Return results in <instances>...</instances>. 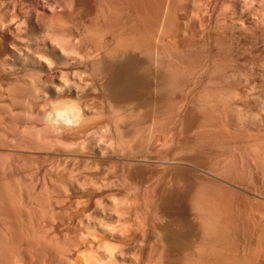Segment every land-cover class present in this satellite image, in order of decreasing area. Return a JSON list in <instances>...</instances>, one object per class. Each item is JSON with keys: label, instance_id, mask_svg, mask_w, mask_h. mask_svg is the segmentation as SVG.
Segmentation results:
<instances>
[{"label": "rangeland", "instance_id": "obj_1", "mask_svg": "<svg viewBox=\"0 0 264 264\" xmlns=\"http://www.w3.org/2000/svg\"><path fill=\"white\" fill-rule=\"evenodd\" d=\"M5 1V2H4ZM28 0H17V2L16 1H10V0H0V16L2 15V17L0 18L1 20H0V43H1V41H2V43H3V45L5 44V43H7V42H9V40H12V38H13V36H14V38H16V36L17 35H19V36H21L25 41H23V39H21L20 41H22L21 42V44L23 43V44H25V46H27V48H28V46H31L30 48H32V44H34V41L37 39H35L34 37H33V35L34 36H38L39 37V35L38 34H40L37 30H39L40 31V29H37L35 32L36 33H32L31 34V32H29V35H30V37H27V33H28V31H30V29L28 28L29 26H27V24H28V22L25 20V18L22 16V13L24 12H27V11H29V8H30V10H33V9H31L32 7L33 8H35V10L34 11H37L38 9H39V11H37L36 13H40L39 15H41V16H46V14H48V11L50 10V8H51V5L52 4H54V6L52 5V7H54V8H56L55 10H57V11H60V10H58L59 9V6H60V4H58L59 3V0H49L50 2H48V0H37L36 1V5L37 6H35V4H31V2L30 1H28ZM39 1V2H38ZM44 1V2H43ZM47 1V2H46ZM81 1H83V0H81ZM85 1V0H84ZM141 1V2H140ZM140 1H138V0H135V10H137V11H135L136 13H137V15L135 16V28H136V26H137V31L139 32V33H141L142 32V34L144 33V34H146L145 35V37L144 38H147V40H148V42H147V45H148V47H150L151 48V45H152V47H153V45H155V43H156V41L157 42H159L158 44L156 43V45L153 47V48H156V47H158L157 49H158V51L160 52V50L159 49H161L162 51V54H163V56H168L166 59H167V61H168V63L171 65V66H173L178 72H180L181 74H183V75H185V76H182L181 78L183 79L182 80V82H181V85H180V87H170V89L168 88V87H161V88H159V89H161V90H159L155 85H157L158 83H156V80L158 79V77H156L157 75H160L161 74V71H159L158 70V68H156V65L154 64V67L157 69H152V67H150L151 66V61L149 62V60L146 58V56L144 57V54H141V53H139L138 55H137V58H138V61H139V64H141V63H146L145 65L148 67V71H149V73H151V74H149V73H147V74H145L146 72H144V74L145 75H143V71H141L142 69H140V73H139V70H137V69H135V71H134V73H132V72H130L129 70H124L125 68H121V69H123V70H121V69H119V71L120 72H118L117 73V75L115 74L113 77H111V78H109V79H112L109 83V86H112L111 88L110 87H108L109 89H107V90H109L110 91V89H112V91H116V92H114V93H117L118 95H120L119 97H121V98H126V99H132V100H134L135 102H137V105H138V107L142 104L143 105V107H144V104H147V105H145V107L148 109L147 111L142 107V106H140V109L142 110V112L140 111V113L138 112V110H140V109H138L137 108V111L136 112H138V113H136L137 114V118H135L134 120H133V118H132V120L133 121H131V119H129L128 121L127 120H125V119H123V117H122V115H123V112L122 111H117L118 113H114L115 111H111V110H108L107 111V109H105V107L102 105V103H100V102H102L101 101V97H100V93H99V91H97V88H96V86L97 85H94V84H97V83H95V81L93 80L94 78H92L93 76H91V74H90V66H89V63L91 62L90 61V59H92L91 57L93 56V54L95 53V52H93L94 51V49H92V52L90 53V51H91V48H93L92 47V44L91 43H87V45H86V50L84 51L85 53H83V56L85 55V54H87V53H90V54H88L87 56L85 55L84 57L83 56H81L80 58L81 59H83V60H81V59H79V61H77L78 62V64H83V68L80 66V65H78V64H75L76 63V61L75 62H73L71 65L72 66H75V67H69L68 65L66 66V67H61V68H57L58 70H55L54 72H53V75L51 74L50 76H48L45 72H43V71H40V69H39V67L38 66H36L35 67V63H32L33 61H30V59L29 58H24V60L25 61H23V60H21L22 58L21 57H18V56H16L15 54H11V55H8V54H6V55H4L3 53H5V52H3L1 49H0V52L2 51V56L4 57H2L3 58V60L2 59H0V63H1V61L3 62V63H1V65H0V102H1V104L3 103H5V106L7 107L6 109L8 110V114L7 115H3V116H6L5 118L6 119H3V120H1L0 119V124H2V125H0V126H2V127H0V129L2 128L3 129V131L4 130H8V135L6 134L7 133V131H5V133H3V134H6L5 135V138H6V141H9L10 140V142H12L11 144H7L8 146H9V152H11V153H9L10 154V158H12V159H6L7 160V162H8V167L10 168V171L8 170V172H9V176H14V178H12L13 179V182H14V179H16V181L14 182L15 183V188H18V186H19V188L17 189V191H18V193L20 194V196H24L23 198H21L22 199V201L24 202V203H26V202H28V204H30L29 202H31L30 200L32 199V198H36L35 199V203L36 204H39V205H36L35 203L33 204V207H35L36 208V210H35V208H33L32 207V204H30V207L31 208H33L34 210H35V214H36V218H35V228L36 229H38V231H39V229H40V233H42L43 235H47V234H49V236L51 235V233L53 232L54 233V235H53V237L57 234L58 236H55V238L57 237V238H59V241H57V244L59 245L58 247L59 248H62V249H60V251L64 254V256H66L65 258L66 259H68L67 260V262L68 261H70V263H71V261H72V264H77L76 262H81L80 264H93L94 263V261L96 262V257L97 256H101V258H100V261L102 260V262H104L103 264H106V262L107 263H109L110 261H109V259H111L109 256H111V255H108L107 253H104V252H106L107 250H105L106 248H103V244H102V239L105 237L106 239L108 238V236L107 235H109L111 232V229L109 230V229H105V230H103L102 228H99V226H97V221L98 220H100V221H98V225L99 224H103L102 226L103 227H105L104 226V223H105V220H104V223H103V221L101 220V219H99L100 217H101V214L100 213H97V211L99 212V209L98 208H101L103 205H105V207H103L104 209L105 208H107L108 207V205L110 206L111 205V201H113L114 200V203L112 202V204L114 205L116 202V200H117V202H121V204H122V202H124V203H126L125 205H124V203L122 204V206H121V204H117L118 206H115L116 208L117 207H119V205H120V207H119V211L121 210V212H122V210L125 208V210H123V211H126V209H128V211H131V212H127L126 211V213H128L129 215H126L124 212H123V214L124 215H122V213L120 212V215L122 216V218H124L123 216H125V218L124 219H122L121 218V216L119 215V214H116V216L117 215H119V217L120 218H116V216H115V218H113L112 217V219H109V221H108V219H107V223L108 222H111L112 223V220L113 219H115V222H117L118 224V227H119V225L120 226H127L128 224H130V223H132V224H130L131 225V227H129L130 225H128L127 226V229L129 230V228L131 229V232H129V234L127 233V236H123V234H124V232L126 231V228H125V231L123 232V227H117V225L115 224L114 226H115V228L117 227V229H115L114 228V230H116V231H118L119 230V233L120 234H122V236L121 235H119V233H117V234H115L116 233V231H113L114 232V234H115V236H114V234H113V239H110V238H112V234H110L109 235V241L110 242H117V245H119L118 243H123L124 241V243L126 244V241L129 239H132L133 241H136L137 239H139V240H137V241H139V242H133V241H131L133 244L134 243H137V245H135L134 247L131 245V243H130V241L128 242L127 241V244H126V246L125 245H121V247H120V245H119V248H121L122 249V247L123 246H125L124 247V249H123V251H121L122 253L124 252V251H126V252H128L127 250H131L130 251V254H125L126 252H124V256H125V258H124V256L120 253V250L118 251V247L116 248V246H115V244H113V242H112V244L115 246V248L117 249V251L120 253L119 255H118V253H117V251H116V249L115 248H112V249H114L113 251H114V253H113V256H115V257H113V256H111L112 257V259L113 258H116L115 260H113V262L111 261L110 262V264L112 263V264H114V263H118V264H120L122 261V259H124V261L122 262L123 264H125V263H129V261H130V263L131 264H141V262H134L133 260V258H134V256H135V254H136V252H133V250H138V255H140L139 253H141L140 251L143 249V248H145V250L146 251H148V253L149 252H151L152 251V249L154 248V241H151L152 239H153V234H151V233H149V231L150 232H152V228H151V230H150V227H149V225L147 226V222H145V221H140L142 218H140V219H138L139 217H140V215H138L139 213L141 214V211L139 212V210H141V205L138 207L137 205H136V203L139 205L140 204V198L143 196V194H144V192L146 193V194H148V192H149V194L151 195L152 194V196H153V194H154V198H155V196H156V201L158 200L159 201V199L161 200V198H163L161 201H159V202H170L171 204H174V202H175V204L177 205H175L174 204V206L175 207H173V205H168V203L166 204V203H164V204H166L167 205V208H169L170 209V207H171V209H173V211H174V213H171L172 212V210L171 211H165V210H167V208H166V206L164 205V204H162L163 206H162V208H164L163 210L166 212V215H164L163 216V218L165 217H168V215H169V219H167L168 220V222H166L163 218V220L162 221H160L159 223H161L160 225L161 226H163V228H164V225L166 226V228H167V224H169V228L168 229H166V228H164V230L166 229V231L165 232H167V233H165V236H168V237H166V238H168L169 239V242L173 239V242H176V237H174L178 232H179V230H178V232L176 233L175 232V234H174V228H175V230L177 231V229L176 228H178L179 229V227L181 226V228L184 226L185 228H182L183 230L184 229H188V228H190V231L191 230H195L194 232L196 233L197 232V234H200L199 232H198V230H201V228H200V225H199V222H195V221H197L196 219L194 220H187V219H189V218H195L194 217V215L193 216H191L190 214L193 212L194 213V211L192 210V207H190V206H188V208L187 207H185V208H187L188 209V212H187V209H185L184 211H183V209H182V207H184L185 206V203H187L188 201H187V199H184L182 196H183V193L181 194V193H179V192H182V191H180V189H178L179 191L177 192V188H180V187H183V188H186L185 186L186 185H184V186H182L183 184H180V187H179V185H176V186H178L177 188H176V186H173V185H170L169 186V184H168V182L167 181H165L164 180V178H167L166 176L168 175V177H169V175L170 174H174L175 172H177V171H179L180 169H182L183 167H189L188 165H187V160L189 159V160H194L195 158L194 157H196V159H195V162H196V160H197V158L199 157L200 158V160L198 159L197 161L198 162H196V163H198V165L200 166V167H204V169H206V168H208V170H210L211 168V170L208 172L207 170V172L205 173V171H202L203 170V168L201 169L198 165V167L196 166V163H192V166L195 168H191V167H189V168H191V170H192V173H193V175H195V172H199V173H196V175H197V177L199 176H205L206 178H204L205 180L207 179L208 180V177H209V179L210 180H212V178L214 179V178H216V176L217 177H222V175H225L226 173H228V175L226 174V177L224 176V177H222V179H224V180H226V178L228 177V179H227V183L229 182V184H227L226 186L227 187H229L230 185H233V186H230L231 188L230 189H224V191H222L221 189H219V190H217V192H216V194H217V202L219 203V205L222 207V206H224V204L225 203H227L228 204V206H229V208H230V211H231V215H232V217H231V227H233V229L230 231V235H229V241L230 240H232V241H230V245L228 246V249L230 250L231 248H230V246L232 247V249H231V251H229L230 253L232 252V255H231V260H232V262H233V258H234V262H233V264L234 263H236L237 264V261L239 262V263H243V261H244V263L245 262H248V264H264V188H262V187H264V177H261V176H263L264 175V171H262L261 172V170L260 171H258L257 172V170H259V168H254L253 166H252V164H251V162H250V160H251V154H250V148H249V151H248V146L249 147H251V146H253V147H255V150H257V152H256V154L258 155H260L261 153V155L260 156H262V157H264V24H262V23H264V18H263V16H264V0L262 1V0H197V1H200V2H197L196 0H183V2H182V0H170L171 2L169 3V0H150V2H149V0L147 1V3H145L146 1L145 0H140ZM142 1H144V2H142ZM178 1V2H177ZM184 1H186V2H184ZM202 1V2H201ZM209 1V2H208ZM13 3V7L11 6V4ZM25 2V3H24ZM29 2H30V4H29ZM38 2V3H37ZM44 5V6H46L47 7V5H49L50 6V8H49V10H47V9H44L45 7L42 5H40L41 3ZM51 2H52V4H51ZM53 2H56V3H53ZM86 2V3H85ZM84 2V4H85V7H86V11L88 12H84L83 14L85 15V13H86V15H88V16H84L83 15V19H84V22H85V24H84V22H83V20H82V22H83V26H86V28L85 27H83V28H85V29H87V27H88V29H91V30H94L95 29V23H96V17H98L99 16V14L100 13H98V14H96V10L97 9H102L105 5H106V3H102V2H100V0L98 1V0H86ZM100 2V3H99ZM103 2H105V1H103ZM139 2V4L137 5V3ZM165 2H167V3H165ZM181 2V3H180ZM197 2V3H196ZM206 2V3H205ZM11 3V4H10ZM14 3H16V5H17V7L15 6V4ZM45 3H46V5H45ZM48 3V4H47ZM96 3H98V4H96ZM102 3V4H101ZM145 3V4H144ZM184 3V4H183ZM259 3V4H258ZM261 3V4H260ZM40 6H39V5ZM55 4H57V5H55ZM99 4H101L100 6H99ZM166 4H168V5H166ZM175 4V5H174ZM198 4V5H197ZM201 6H200V5ZM209 4V5H208ZM224 4V5H223ZM29 5V6H28ZM30 5H32V7L30 6ZM145 5V6H144ZM158 5V6H157ZM172 5V6H171ZM197 5V6H196ZM241 5V6H240ZM12 8H11V7ZM26 6H28V8L26 7ZM39 6V7H38ZM82 6L84 7V5L82 4ZM97 6L98 7H100V8H97ZM163 6V7H162ZM166 6V7H165ZM174 6V7H173ZM202 6H204V8L202 7ZM263 6V7H262ZM40 7H44V8H40ZM85 7L83 8L84 10H85ZM143 7V8H142ZM170 7H173V8H171L170 9ZM181 7V8H180ZM202 7V8H201ZM15 8H17V9H14ZM38 8V9H37ZM95 8V9H94ZM137 8V9H136ZM160 8V9H159ZM162 8V9H161ZM167 8H169L168 9V11L166 10ZM25 9H28V10H26L25 11ZM60 9H62V8H60ZM144 9V10H143ZM165 9V13H164V10ZM176 9V10H175ZM180 9V10H179ZM228 9V10H227ZM2 10V11H1ZM4 10H5V12H4ZM21 10V11H20ZM22 10H23V12H22ZM146 10V11H145ZM226 10V11H225ZM256 10H258L259 12L257 13V12H255ZM262 10V11H261ZM10 11V12H9ZM13 11V13H11ZM42 11V12H41ZM45 11L47 12V13H45ZM94 11V12H93ZM96 11V12H95ZM167 11V12H166ZM3 12V13H2ZM8 12V13H7ZM125 12V13H124ZM163 12V13H162ZM175 12H176V15H175ZM179 12V13H178ZM184 12V13H183ZM191 12V13H190ZM261 12V13H260ZM2 13V14H1ZM23 13V14H24ZM43 13V14H42ZM124 13V14H123ZM135 13V14H136ZM155 13V14H154ZM167 13V14H166ZM169 13V14H168ZM257 13V14H256ZM5 14V15H4ZM7 14V15H6ZM9 14V15H8ZM14 14H15V16H14ZM123 14V15H122ZM191 14V15H190ZM226 14V15H225ZM21 15V16H20ZM96 15V16H95ZM120 15V10H119V13H118V16H117V21H119L118 22V25H119V27H121L122 28V23L124 22V24H125V21H126V19H123V17H125V15L127 16V13H126V11H125V8L124 9H122L121 8V15ZM163 15L165 16L164 18H163ZM167 15V16H166ZM175 15V16H174ZM230 15V16H229ZM5 16H7V17H5ZM11 16V17H10ZM123 16V17H122ZM154 16H155V18H154ZM158 16V17H157ZM257 16V17H256ZM262 16V17H261ZM17 17V18H16ZM23 17V18H22ZM43 17V18H44ZM86 17H87V19H86ZM119 17V18H118ZM161 17V18H160ZM171 17V18H170ZM196 17V18H195ZM252 17V18H251ZM21 18V19H20ZM122 18V21H120V19ZM126 18V17H125ZM165 18L167 19V20H165ZM237 18V19H236ZM259 18V19H258ZM262 18V19H261ZM8 19V20H7ZM11 19H13V20H11ZM20 21H18V20ZM24 19V20H23ZM143 19V20H142ZM255 19V20H254ZM257 19V20H256ZM11 20V22H8V21H10ZM137 20V21H136ZM151 20V21H150ZM169 20H171V22L169 21ZM173 20V21H172ZM178 20V21H177ZM231 20V21H230ZM21 21H22V23H21ZM25 21V22H24ZM163 21H165L164 23H163ZM176 21V22H175ZM200 21V22H199ZM219 21V22H218ZM234 21V22H233ZM255 21V22H254ZM6 22V23H5ZM23 22H24V24L26 23V28L23 26ZM95 22V23H94ZM120 22H121V24H120ZM141 22V23H140ZM144 22V23H143ZM173 22H174V24H173ZM187 22V23H186ZM189 22V23H188ZM5 24V25H2V24ZM146 23V24H145ZM170 23L171 25H172V27H174V28H171V29H169L170 28V24H169V26H168V24ZM203 23V24H202ZM233 23V24H232ZM241 23V24H240ZM256 23V24H255ZM19 25V27L17 26L16 27V25ZM20 24H21V26H20ZM152 24V25H151ZM167 24V25H166ZM181 24V25H180ZM221 24V25H220ZM248 24V25H247ZM261 24H262V26H261ZM94 25V26H93ZM176 25H178L177 27H176ZM189 25V26H188ZM209 25V26H208ZM226 25V26H225ZM246 25V26H245ZM252 25V26H251ZM256 25V26H255ZM2 26V27H1ZM144 26H146L147 28H145ZM151 26V27H150ZM167 26H168V28H167ZM200 26V27H199ZM224 26V27H223ZM251 26V27H250ZM254 26V27H253ZM4 27V28H3ZM81 27V26H80ZM79 27V28H80ZM150 29H149V28ZM205 27V28H204ZM239 27V28H238ZM8 28V29H7ZM14 28H15V30H14ZM25 28V29H24ZM140 28V29H139ZM142 28H144V30H146V32L142 29ZM153 28V29H152ZM163 28H165L164 29V31H163ZM179 28V30H181L182 32H179V30H177V29ZM222 28V29H221ZM261 28H263V29H261ZM18 29V30H17ZM22 29V31H20ZM27 29V30H26ZM123 29V28H122ZM155 29V30H154ZM158 29H160V32L161 33H163V34H161V33H159V30ZM184 29V30H183ZM204 29V30H203ZM219 29V30H218ZM243 29V30H242ZM250 29H251V31H250ZM9 30H11V31H9ZM151 30V31H150ZM155 32H154V31ZM162 30V31H161ZM167 30V31H166ZM233 30V31H232ZM245 30V31H244ZM20 31V32H19ZM24 31H25V33H24ZM148 31H150V32H148ZM191 31V32H190ZM263 31V32H262ZM9 32V33H8ZM41 32V31H40ZM165 32H166V34L167 35H165ZM179 32V33H178ZM223 32V33H222ZM252 32V33H251ZM15 33V34H14ZM151 33V34H150ZM172 33H173V36H172ZM218 33V34H217ZM230 33V34H229ZM232 33V34H231ZM240 33V34H239ZM254 33V34H253ZM9 34V35H8ZM11 34V35H10ZM13 34V35H12ZM148 34H150V35H148ZM169 34V35H168ZM194 34V35H193ZM239 34V35H238ZM249 34H251L250 36H249ZM256 34H257V36H256ZM260 34H262V35H260ZM162 35V36H161ZM165 37H164V36ZM211 35V36H210ZM227 35H228V38H227ZM255 35V36H254ZM12 38H11V37ZM19 36H17V37H19ZM26 36V37H25ZM148 36V37H147ZM155 36V37H154ZM169 36V37H168ZM231 36V37H230ZM242 36V37H241ZM10 37V38H9ZM25 37V38H24ZM152 37V38H151ZM160 37V39L158 40V38ZM164 37V38H163ZM168 37V38H167ZM175 37H178L177 39L175 38ZM203 37H204V39H203ZM207 37V38H206ZM211 37V38H210ZM259 37V38H258ZM20 38V37H19ZM28 38H32V39H28ZM149 38V39H148ZM154 38V39H153ZM161 38H163V39H161ZM185 38V39H184ZM222 38V39H221ZM235 38V39H234ZM18 39V38H17ZM39 39V38H38ZM157 39V40H156ZM181 39V40H180ZM207 39V40H206ZM217 39V40H216ZM225 41H224V40ZM255 39V40H254ZM257 39V40H256ZM34 40V41H33ZM156 40V41H155ZM162 40V41H161ZM179 40V41H178ZM208 40H209V42H208ZM212 40H214L213 42H212ZM220 40V41H219ZM230 40V41H229ZM254 40V41H253ZM28 43H27V42ZM37 41V42H36ZM35 41V43L36 44H38L40 41L39 40H36ZM39 41V42H38ZM195 41V42H194ZM217 41V42H216ZM5 42V43H4ZM25 42V43H24ZM149 42H150V44H149ZM152 42V43H151ZM163 42V43H162ZM176 42V43H175ZM220 43V45H218L219 43ZM161 43V44H160ZM173 43H175V44H173ZM181 43V44H180ZM217 43V44H216ZM231 45H230V44ZM235 43V44H234ZM22 44V45H23ZM164 44V45H163ZM169 44V45H168ZM187 46H186V45ZM199 44V45H198ZM35 45V44H34ZM181 45V46H180ZM206 45V46H205ZM221 45H223L222 47H223V50L222 51H220L221 49H222V47H221ZM24 46V45H23ZM220 46V47H219ZM169 48V50H168V48ZM170 47H171V49H170ZM178 47V48H177ZM186 47V48H185ZM188 47V48H187ZM167 48V49H166ZM211 48V49H210ZM233 48V49H232ZM208 50V52H207V50ZM227 49V50H226ZM169 51V53H168V51ZM176 50V51H175ZM185 50H186V52H185ZM211 50V51H210ZM178 51V52H177ZM188 51V52H187ZM173 52V54H175V55H173V54H171ZM176 52V53H175ZM185 52V53H184ZM206 52V53H205ZM93 53V54H92ZM194 53V54H193ZM202 53H203V55H202ZM167 54V55H166ZM178 54V55H177ZM184 54V55H183ZM192 56H191V55ZM218 54V55H217ZM15 55V56H14ZM91 55V56H90ZM173 55V57H171ZM209 55V56H208ZM5 56H7V57H5ZM13 56V57H12ZM90 56V57H89ZM183 56V57H182ZM184 56H186V57H184ZM201 56V57H200ZM87 57H89V58H87ZM196 57V58H195ZM213 57V58H212ZM227 57V58H226ZM13 58V59H12ZM21 58V59H20ZM139 58H141V59H139ZM146 58V59H145ZM168 58H169V60H168ZM173 60H172V59ZM181 58H183V59H181ZM188 58V59H187ZM193 58V59H192ZM221 58V59H220ZM223 58V59H222ZM87 59V60H86ZM175 59V60H174ZM195 59V60H194ZM29 60V62H27ZM82 62H81V61ZM86 60V61H85ZM146 60H148V61H146ZM193 60V61H192ZM199 60V61H198ZM22 61V62H21ZM89 61V62H88ZM195 61H196V63H195ZM209 61V62H208ZM220 61V62H219ZM5 62V63H4ZM33 64H31V63ZM80 62V63H79ZM199 62V63H198ZM205 62V63H204ZM211 62V63H210ZM217 62H219V63H217ZM86 63V64H85ZM148 63V64H147ZM149 63H151V64H149ZM6 64V65H5ZM143 64V65H144ZM208 64V65H207ZM216 64V65H215ZM219 64V65H218ZM2 65H4V66H2ZM77 65V66H76ZM90 65H91V63H90ZM142 65V64H141ZM202 65V66H201ZM6 66V67H5ZM25 66V67H24ZM79 66V67H78ZM88 66V67H87ZM153 66V65H152ZM186 66H187V68H186ZM216 66V67H215ZM8 67H10V69L8 68ZM32 67V68H31ZM78 67V68H77ZM180 67V68H179ZM205 67H208V68H205ZM36 68V69H35ZM66 68V69H65ZM69 68V69H68ZM82 70H81V69ZM87 68V70H85ZM177 68H179V70L177 69ZM183 68V69H182ZM199 70H198V69ZM201 68L203 69V70H201ZM219 68V69H218ZM18 69H20V70H18ZM71 69V70H70ZM78 69L81 71H78ZM84 69V70H83ZM180 69H182L181 71H180ZM187 69V70H186ZM190 71H189V70ZM192 69V70H191ZM197 69V70H196ZM208 69V70H207ZM211 69H213L212 71H211ZM2 70V71H1ZM31 70V71H30ZM34 70H36V71H34ZM38 70V71H37ZM64 71V73L65 74H67L68 72V74H67V76L65 77V76H63V73L62 72H59V74H58V72H56V71ZM152 70H154L153 72H151ZM201 70V71H200ZM207 70V71H206ZM215 70H217V71H215ZM10 71V72H9ZM12 71V72H11ZM70 71H72V72H70ZM132 71V70H131ZM160 73H159V72ZM184 71V72H183ZM188 71V72H187ZM197 71V72H196ZM215 71V72H214ZM2 72V73H1ZM23 72H25V73H23ZM32 72V73H31ZM34 72V73H33ZM37 72V73H36ZM56 72V73H55ZM77 72L79 73H82V77H81V75L80 74H77ZM89 72V73H88ZM123 72V73H122ZM187 72V73H186ZM193 72V73H192ZM221 74H220V73ZM15 73V74H14ZM22 73V74H21ZM28 73H31V74H29L28 75ZM39 73H41V74H39ZM43 73V74H42ZM73 75H72V74ZM142 73V74H141ZM206 73H207V76H205L206 75ZM208 73L210 74V76L208 75ZM41 75V77L39 76V75ZM64 74V75H65ZM77 76H76V75ZM89 76H88V75ZM139 74V75H138ZM149 74V76L151 75L153 78L154 77H156V78H154V80L152 81V77L150 78V77H147V75ZM190 74H192V75H190ZM213 74V75H212ZM222 75V76H220V75ZM23 77H22V76ZM34 75V76H33ZM54 75H56V76H54ZM62 75V76H61ZM70 75V76H69ZM141 75V76H140ZM11 76V77H10ZM13 76V77H12ZM15 76V77H14ZM21 76V77H20ZM31 76H33V77H31ZM45 76V77H44ZM79 76V77H78ZM85 76V77H84ZM145 76V77H144ZM189 76V77H188ZM190 76H191V78H190ZM208 76H209V79H208ZM230 77V78H227V77ZM37 77V78H36ZM48 77H50V79L48 78ZM55 77V78H54ZM58 77L59 78H61V79H63V81L65 80V78L67 79V81H66V83L68 82V84H71V85H73V87H74V84H75V86L77 85V88H79V89H77L76 87L75 88H73L71 85H69L68 86V84H64V88H63V94H65V95H60L59 96V98H61L60 99V101L62 100L63 102H65L64 103V105L65 104H69V101L68 100H70V102L72 103H74V106L75 105H79V108L78 109H80L81 108V111L83 110V111H85V112H87L88 113V111L87 110H89V107H87V105L88 106H90V107H92L91 105L93 104V110H92V108H90V110H92V111H90L89 110V112L90 113H88L87 114V117L88 118H86V119H88V121H86L85 123L87 124H85L84 123V127H82L81 129H82V131H76V133H77V135H76V133L75 132H72V133H74L73 134V136H72V133L71 134H69V136L67 137V135H66V137L65 136H62L63 138H61L60 137V135H59V133L55 130H53L52 128H50L48 125H50V123L48 122V117L49 118H53V116L55 117V113L56 112H54L56 109H59V111L61 110L60 108L62 107V109L65 107L64 105H61V107L59 108V106H57L56 105V108H55V106H54V108H55V110H54V108H53V106L51 105V103L52 104H54L55 105V101H57V103L56 104H60V103H62V102H59V98L57 97V100L55 99V96H50V94L47 92V90H48V86L47 85H49L48 84V82H50L49 80H54V82L56 83V84H60V85H62L61 84V82H62V80H59L58 79ZM63 77V78H62ZM73 79H72V78ZM120 77V78H119ZM124 77V78H123ZM210 77H211V79H210ZM222 77V78H221ZM11 79V80H9V79ZM26 78V79H25ZM27 78H28V80L30 79L31 81V84L30 85H28L29 84V82H28V80H27ZM31 78H33V79H31ZM39 78V79H38ZM41 78V79H40ZM43 78H44V80H43ZM52 78V79H51ZM70 78V79H69ZM79 78H80V80H81V82L86 86V87H84V85L82 84V83H79L80 82V80H79ZM86 78V79H85ZM114 78V79H113ZM128 78H129V80H128ZM214 78V79H213ZM14 79V80H13ZM19 79V80H18ZM56 79V80H55ZM78 79V80H77ZM84 79V80H83ZM90 79H92V80H90ZM144 79V80H143ZM191 79V80H190ZM226 79V80H225ZM21 80V82H18V81H20ZM41 80V81H40ZM59 80V81H58ZM72 80V81H71ZM87 80V81H86ZM120 80V81H119ZM136 80V81H135ZM223 80V81H222ZM9 81V82H8ZM13 81V82H12ZM35 81V82H34ZM64 81V82H65ZM84 81V82H83ZM94 81V82H93ZM118 81V82H117ZM122 81V82H121ZM185 81H187V82H185ZM209 81H211V82H208ZM216 81V82H215ZM8 82V83H7ZM11 82V83H10ZM16 82V83H15ZM26 82V83H25ZM36 82H38V84H39V91L38 92H36L37 94H35V88H33L32 86L34 85L35 86V84H36V88H38V84L36 83ZM42 82V83H41ZM71 82V83H70ZM76 82V83H75ZM87 82H88V84L90 83V85H88L87 84ZM92 82V83H91ZM116 82V83H115ZM142 82V83H141ZM157 82H158V80H157ZM189 82H191V83H189ZM206 82V83H205ZM215 82V83H214ZM8 84V85H6V84ZM13 83V84H12ZM18 83V84H17ZM20 83V84H19ZM33 83H35V84H33ZM139 83V84H138ZM153 83V84H152ZM186 83H188V84H186ZM217 83V84H216ZM12 84V85H11ZM22 84H23V88L24 87H26L25 89H28V90H26V92H28V93H26L25 91L23 92V93H25L24 95L25 96H21L20 97V99L22 100V102H21V100L19 99L18 100V97H16V96H14L13 94H12V90L11 89H9L10 87H12V86H14V85H17V86H22ZM33 84V85H32ZM82 84V85H81ZM107 84V83H106ZM119 84H120V86H119ZM190 84V85H189ZM43 85L46 87H43ZM94 85V86H93ZM148 85V86H147ZM154 85V86H153ZM8 86V89L6 88ZM28 86H31V87H28ZM67 86V87H66ZM71 86V87H70ZM82 86V87H81ZM90 86V87H89ZM106 86V85H105ZM151 86V87H150ZM186 86V87H185ZM189 86V87H188ZM206 86H207V88H206ZM147 87V88H146ZM153 87V88H152ZM158 87H160L159 85H158ZM202 87V88H201ZM4 88V90H2ZM6 88V89H5ZM67 88L69 89V90H67ZM71 88V89H70ZM81 88V89H80ZM83 88V89H82ZM91 88V89H90ZM113 88L115 89V90H113ZM121 88V89H120ZM157 88V89H156ZM166 88H168L167 90H166ZM172 88H174V89H172ZM205 88V89H204ZM216 88H218L217 90H216ZM77 89V90H76ZM86 89V90H85ZM163 89L165 90V91H163ZM182 89H183V91H182ZM184 89H185V91H184ZM193 89V90H192ZM194 89H196V90H194ZM199 89V92L197 91ZM209 89V90H208ZM212 89H215L216 91H218V92H214V90H212ZM11 92H10V91ZM79 90V91H78ZM82 90V91H81ZM84 90V91H83ZM144 90V91H143ZM156 90V91H155ZM201 90H203V92L201 91ZM224 90V91H223ZM33 91V93L31 94V92ZM44 91H45V93H44ZM66 91V92H65ZM90 91V92H89ZM94 91V92H93ZM96 91V92H95ZM109 91H106L107 93L106 94H108V92ZM112 91H111V93L109 92V94H112ZM170 91V92H169ZM175 91V92H174ZM178 91V92H177ZM181 93H180V92ZM192 91H193V93L194 92H196L195 94H193L192 93ZM205 91V92H204ZM211 91V92H210ZM4 92V93H3ZM6 92V93H5ZM10 92V93H9ZM77 92H79V94L77 93ZM83 92V93H82ZM88 92V93H87ZM169 92V93H168ZM177 92V93H176ZM201 92V93H200ZM206 92H207V94H206ZM208 92H210L209 94H212V101H216L215 99L216 98H213L214 96V94L215 95H217V94H219L218 95V97L219 98H217V99H219V101L218 102H216V104H215V102L213 103L212 102V104L210 105V106H207V109H206V107L204 108V109H199L200 108V105L199 104H201V102H200V100L201 99H203V98H206L207 96H209V97H207V99L209 98V99H211V95H209L208 94ZM222 92V93H221ZM40 93V94H39ZM68 93V94H67ZM75 93H76V95H75ZM81 93V94H80ZM86 94V96H85V94ZM95 93V94H94ZM145 93V94H144ZM148 93V94H147ZM158 93V94H157ZM165 93V94H164ZM168 95H167V94ZM171 93L174 95V98H173V95H171ZM175 93V94H174ZM178 93L180 94V95H178ZM198 93V94H197ZM203 93V94H202ZM220 93H221V95H220ZM224 93V94H223ZM14 96V97H16V98H14V99H17L18 100V102L16 101V100H12L11 99V97H12V95ZM47 96H45V95ZM48 94V95H47ZM170 94V95H169ZM177 94V95H176ZM191 94V95H190ZM199 94H201V97H200V95ZM206 94V95H205ZM226 94V95H225ZM228 94V95H227ZM4 95V96H3ZM8 96V97H10V98H6V96ZM28 96V98H27V96ZM31 95V96H30ZM35 95L37 96V97H35ZM43 95V96H42ZM79 95V96H78ZM95 95V96H94ZM97 95V96H96ZM103 95V94H102ZM132 95V96H131ZM152 95V96H151ZM156 95V96H155ZM165 95V96H164ZM225 95V96H224ZM3 98H2V97ZM34 96V97H33ZM41 96V97H40ZM74 96V97H73ZM81 96V97H80ZM92 96V98H90ZM161 96V97H160ZM163 96V97H162ZM175 96H176V98H175ZM190 96V97H189ZM194 96H197V97H195V98H197V99H195L194 98ZM202 96H204V97H202ZM24 99H23V98ZM44 97V98H43ZM64 97H65V99H64ZM77 97V98H76ZM100 97V98H99ZM156 97V98H155ZM168 97V98H167ZM223 99H222V98ZM226 97V98H225ZM2 98V99H1ZM6 98V99H5ZM32 98H34V99H32ZM68 100H67V99ZM83 98H84V101H83ZM152 98V99H151ZM183 100H182V99ZM185 98V99H184ZM187 98V99H186ZM188 98H192V99H188ZM201 98V99H200ZM224 98H225V100H224ZM9 99V101L7 102V100ZM48 99V100H47ZM54 99V100H53ZM87 99V100H86ZM92 99L93 100H96L95 102H92ZM98 99V100H97ZM137 99V100H136ZM178 100L179 101V103H177L178 105H176V102H178V101H175V100ZM180 99V100H179ZM196 100V102H200L198 105L196 104V102H195V100ZM207 99H206V102H207ZM214 99V100H213ZM34 101V103H33V105H32V102ZM64 100H67L68 101V103H67V101H64ZM74 100H76L75 102H74ZM77 100H78V103H77ZM89 100V101H88ZM140 100V101H139ZM149 100H150V102H149ZM152 100V101H151ZM156 102H160L161 103V105H162V107L161 106H158V109H167L166 110V114L164 113V111L162 112V111H160V112H158L159 110L158 109H155V107L154 106H157L158 105V103H156ZM173 100V101H172ZM187 100L189 101V102H187ZM191 100V101H190ZM198 100V101H197ZM221 100V101H220ZM224 100V101H223ZM259 100V101H258ZM12 101V102H11ZM20 101V102H19ZM25 101H26V103H25ZM30 101V102H29ZM32 101V102H31ZM81 101V102H80ZM90 102V103H92V104H88V102ZM146 101V102H145ZM182 101V102H181ZM192 101H193V104H192ZM202 101V100H201ZM50 102V103H49ZM80 102V103H79ZM83 102V103H82ZM97 102V103H96ZM148 102L149 103H152V105H153V108H152V105H150V104H148ZM167 102H169V103H167ZM173 102H175V103H173ZM184 102V103H183ZM187 102V103H186ZM209 103L211 102V100H209L208 101ZM207 102V103H208ZM7 103V104H6ZM28 103V104H27ZM72 103V104H73ZM77 103V104H76ZM100 103V104H99ZM139 103V104H138ZM168 104V105H166V107H165V104ZM171 103V104H170ZM173 103V104H172ZM182 103V105H180ZM208 103V104H209ZM224 105H223V104ZM226 103V104H225ZM256 103V104H255ZM25 104H27V105H25ZM30 104V105H29ZM58 104V105H59ZM82 104H84L85 105V107H84V105H82ZM87 104V105H86ZM176 106H175V105ZM187 105V106H184V105ZM191 104V105H190ZM195 104H196V106H198V108L195 110V108L194 107H196L195 106ZM221 104H222V106H221ZM261 104V105H260ZM8 105H9V107H8ZM13 105V106H12ZM15 105V106H14ZM16 105H18V106H16ZM19 105L21 106V105H23V109L21 108V107H19ZM32 105V106H31ZM69 105H71V104H69ZM100 105H102L103 107H104V109H103V107L102 106H100ZM148 105H149V107H148ZM173 105V107L171 108V106ZM180 105V106H179ZM190 105V106H189ZM11 106V107H10ZM83 106V107H82ZM98 106V107H97ZM163 106H164V108H163ZM179 106V107H178ZM182 106H184L185 108H186V110H185V108L184 107H182ZM193 108H192V107ZM217 106V107H216ZM219 106V107H218ZM221 106V107H220ZM1 107H3V105L1 106ZM17 107V108H16ZM19 107V108H18ZM28 107H32L31 109L29 108L28 109ZM36 107V108H35ZM52 107V108H51ZM58 107V108H57ZM75 107H78V106H75ZM87 107V108H86ZM151 107V109L152 110H149V108ZM161 107V108H160ZM187 107H191L190 109L193 111V113H194V111H198L199 112V114L198 115H196V112H195V115L196 116H194V114L191 112V110L189 109V108H187ZM212 107H216V108H212ZM226 107V108H225ZM12 108V109H11ZM21 108V109H20ZM83 108V109H82ZM96 108V109H95ZM100 108V109H99ZM102 108V109H101ZM143 108V109H142ZM157 108V107H156ZM182 108H183V111H182ZM211 108H212V112H211ZM20 109V110H19ZM84 109H87V110H84ZM155 109V110H154ZM171 109V110H170ZM175 109V110H174ZM176 109H177V111H176ZM210 111H209V110ZM217 109V110H216ZM221 109V110H220ZM222 109H224V110H222ZM9 110H11V111H9ZM13 110V111H12ZM28 112H27V111ZM37 110V111H36ZM95 110H98L97 112L95 111ZM103 110H105V111H103ZM156 111L155 113L157 114V115H155V117H153L154 116V111ZM199 110H201V113H200V111ZM202 110H205L204 112H202ZM19 111V112H18ZM23 111V112H22ZM101 111H103V112H101ZM111 111V112H110ZM144 111H146V112H148L149 111V113L151 112V114H152V118H151V116L149 115V113H148V115H147V113L146 112H144ZM168 111H170V112H168ZM174 111V112H173ZM180 111H181V113H180ZM209 113V115H208V113ZM220 111H222V112H220ZM226 111V112H225ZM11 112V113H10ZM15 112V113H14ZM25 112V113H24ZM27 112V113H26ZM54 112V113H53ZM106 112V113H105ZM161 112H162V114H161ZM168 112V113H167ZM172 112V113H171ZM185 112H187L186 114H185V116H184V114L183 113H185ZM189 112V113H188ZM193 114H191V113ZM197 112V113H198ZM236 112V114H238V115H236V114H234ZM238 112H240V113H238ZM12 113H13V115H12ZM20 113V114H19ZM30 114V116L31 117H33L32 119L31 118H29V114ZM36 113V114H35ZM98 113V114H97ZM109 113V114H108ZM144 113V114H143ZM174 113L176 114L177 113V115H174ZM179 113H180V115H179ZM207 113V114H206ZM219 115V117L216 115ZM226 113V114H225ZM243 113H245V115L243 114ZM11 114V115H10ZM15 114H17V115H15ZM23 114H24V116H23ZM33 114V115H32ZM49 114V115H48ZM91 114V115H90ZM114 114H117V115H114ZM122 114V115H121ZM139 114V115H138ZM143 114V115H142ZM165 114V115H164ZM167 114H169V115H171V117H172V119H171V117L169 116V115H167ZM183 114V115H182ZM201 114H203V115H201ZM206 114V115H205ZM210 114H212V115H210ZM224 114V115H223ZM233 114H234V116H233ZM248 114V115H247ZM254 114V115H253ZM256 114V115H255ZM19 115V116H18ZM22 115V116H21ZM34 115H36V116H34ZM41 115V116H40ZM45 115V116H44ZM94 115V116H93ZM110 115H111V117H110ZM121 115V116H120ZM142 115V116H141ZM160 116V117H158V119H157V116ZM167 115V116H166ZM182 115V116H181ZM215 115V116H214ZM233 116V117H231V116ZM240 115V116H239ZM244 115V116H243ZM251 115H253V116H255V117H253V116H251ZM46 116H48L47 118H46ZM91 116H92V118H91ZM114 116H118V118L117 117H114ZM140 118H139V117ZM163 116H166V118L167 119H165ZM175 116V117H174ZM188 116H191L190 118L188 117ZM200 116V117H199ZM207 116V117H206ZM239 116V118L240 119H242V120H240L239 119V121L237 120V117ZM242 116V117H241ZM251 116V117H250ZM11 117V118H10ZM19 117V118H18ZM43 117H45L46 118V120H44L43 119ZM114 117V118H113ZM122 117V118H121ZM142 117H144V119L142 118ZM147 117V118H146ZM150 117V118H149ZM179 117H181V118H179ZM195 117H199L198 119L199 120H197L196 121V119L197 118H195ZM208 117H209V119H208ZM236 119H235V118ZM247 117V118H246ZM253 117V118H252ZM28 118V119H27ZM37 118H38V120H37ZM116 119V120H113V119ZM122 119V121H123V123H121V119ZM173 118H174V120H173ZM181 119V122H180V124L182 125H184V123L186 122V124L183 126L182 125V128H181V126H180V124L179 125H177V122H176V119ZM201 118V119H200ZM203 118V119H202ZM243 118H245L244 120L246 121H243ZM252 118V119H251ZM34 119H35V121H34ZM109 119V120H108ZM117 119H120V120H117ZM154 119V120H153ZM155 119H157V120H155ZM160 119V120H159ZM188 119V120H187ZM194 120L195 119V121H196V123H195V121H191V120ZM220 119V120H219ZM231 119V120H230ZM247 119V120H246ZM253 120V121H250V120ZM11 120V121H10ZM28 120V121H27ZM40 120H41V122H40ZM105 120H107V122H105ZM115 122L114 124H113V121ZM124 120H125V122H124ZM139 120V121H138ZM172 120L174 121V124H173V122H172ZM182 120H184V121H182ZM211 120H212V122H211ZM214 120V121H213ZM5 121V122H4ZM6 121H7V123H6ZM21 121V122H20ZM31 121V122H30ZM45 121V122H44ZM47 121V122H46ZM119 121V122H118ZM136 121V122H135ZM138 121V122H137ZM151 121H152V123L154 122V124L156 125V127H155V125L154 124H152L151 123ZM161 123H160V122ZM188 121H189V123H188ZM191 121V122H190ZM209 121V122H208ZM240 121H242V122H240ZM11 122V123H10ZM30 122V123H29ZM112 122V124H110ZM126 122H127V124H126ZM128 122H130L129 124H128ZM149 122V123H148ZM156 122V123H155ZM158 122H159V124H158ZM164 122H166V123H164ZM168 122V123H167ZM184 122V123H183ZM249 122V123H248ZM260 122V123H259ZM10 123V124H9ZM15 123L17 124V126H15ZM26 123H28V124H26ZM45 123H46V125H45ZM132 123H134V124H132ZM141 123V124H140ZM196 124V125H198L199 127H197L196 125H194V124ZM200 125H199V124ZM213 123V124H212ZM255 123V124H254ZM5 124L7 125V126H5ZM146 124V125H145ZM147 124H148V126H147ZM169 124H170V127H169ZM175 125V126H173V125ZM188 124V125H187ZM193 124V125H192ZM205 124H207V125H205ZM249 124V125H248ZM8 125H10L9 127H10V129H9V127H8ZM33 125V126H32ZM119 127V126H121V127H119V129L121 130V128H124V129H122L121 131L122 132H124L123 134H122V136L123 137H126V138H124V141H126V140H129V144L130 145H132V143L133 142H135V143H133L134 144V146L137 148H140L141 146H142V148H143V146H144V144H145V142H149L148 144H145V145H147V147H145L144 146V150H146V151H144L143 149H141V150H139V151H136L135 152V154L138 152V154L137 155H133V156H136V158H134V160H127V154L125 153V151H120V150H117V148H119V146L116 144V137L114 136L115 135V133H118L117 131L119 130V129H117L116 130V128L114 127ZM123 125V126H122ZM134 126L133 128L132 127H130V126ZM137 125V126H136ZM151 125H153L154 127H152ZM166 125V126H165ZM168 125V126H167ZM193 127H192V126ZM215 125V126H214ZM217 125V126H216ZM251 125V126H250ZM257 125V126H256ZM4 126L6 127L5 129H4ZM20 126H21V128H20ZM28 126V127H27ZM48 126V127H47ZM151 126V127H150ZM172 126V127H171ZM179 126V127H178ZM185 126H186V128H188L187 130H186V128H185ZM188 126H190V127H188ZM203 126L205 127V128H203ZM211 126H212V128H211ZM225 126V127H224ZM227 126V127H226ZM259 126V127H258ZM30 127V128H29ZM32 127H34V128H32ZM42 127H43V129L46 127L47 129H44L43 130V132H42ZM137 127V128H136ZM143 128V129H145V130H143V132L144 133H142V130L140 129V128ZM144 127H146V128H144ZM165 127V128H164ZM175 127V129H176V131L175 132H177V133H179V134H177V133H175L174 132V130H173V128ZM194 127H196V129L198 130H196ZM201 127V128H200ZM18 128H20V129H18ZM27 130H26V129ZM32 128V129H31ZM50 128V129H49ZM131 128V129H130ZM151 128V129H150ZM157 128V129H156ZM180 128H181V130L182 131H180ZM183 128H185L184 129V131H183ZM189 128L191 129L190 131H189ZM199 128V129H198ZM224 128V129H223ZM241 128V129H240ZM256 128H258V129H256ZM2 129H1V133H2ZM23 129V130H22ZM34 129H36L34 132H33V130ZM52 129V130H51ZM116 131H115V130ZM133 129H135V130H133ZM138 129H140V130H138ZM159 129V130H158ZM194 129V132H196L197 133V135L195 136L194 135V137L193 136H191L192 134H194V132H191L192 130ZM203 131H202V130ZM204 129H206V131H207V134H206V131L204 130ZM210 129V130H209ZM216 131H215V130ZM223 129V130H222ZM239 129V130H238ZM21 130V131H20ZM30 130V131H29ZM38 130V131H37ZM47 130H50V131H47ZM132 130H133V132H132ZM148 130V131H147ZM150 130H152V131H150ZM170 130H171V134H170ZM178 130V131H177ZM200 130V131H199ZM232 130V131H231ZM17 131V132H16ZM19 131V132H18ZM25 131V132H24ZM30 133V135H28L29 133ZM32 131V132H31ZM36 131H37V133L39 132V131H41L42 133H39V134H36ZM137 131V132H136ZM141 131V132H140ZM161 131V132H160ZM164 131V132H163ZM166 131V132H165ZM235 131V132H234ZM21 132H22V134H21ZM51 132V133H50ZM81 132V133H80ZM121 132V133H122ZM146 132H147V134H146ZM149 132H150V134H149ZM154 132V133H153ZM180 132H182L181 134H180ZM186 132H188V134L186 133ZM211 132V133H210ZM248 132V133H247ZM250 132H252V133H250ZM0 133V134H1ZM44 133V134H43ZM45 133L47 134V135H45ZM56 133V134H55ZM129 133H131V134H129ZM136 133V134H135ZM137 133H139V134H137ZM153 133V134H152ZM156 133V134H155ZM159 133H160V135H159ZM167 133V134H166ZM174 133H175V136H174ZM210 133V134H209ZM219 133V134H218ZM18 134V135H17ZM24 134V135H23ZM53 134V135H52ZM84 134V135H83ZM133 134H134V136H133ZM190 134V135H189ZM223 134V135H222ZM251 134V135H250ZM254 134V135H253ZM23 135V137L25 138L27 135L29 136V138H28V136L26 137L27 138V140L28 139H30V136L31 135H33V136H38L39 137V139L38 140H40V142H42L43 140H42V138H46V136H47V138L45 139L44 138V140H47L48 139V141L50 142V143H54L55 141H57L58 139H59V137L61 138V139H68L69 138V140H67L66 141V144L65 143H63L64 142V140L62 141V142H57V143H59V146H58V144L56 145L55 143L53 144V146H51L52 144H50L49 142H46L45 141V143H44V141H43V143H41V146H37V147H33V148H35V149H31V148H27V147H23V148H20V147H18V146H16V145H14L15 144V140L16 139H18V136L19 137H21V136ZM57 135L59 136L58 138H57ZM79 135V136H78ZM88 135V136H87ZM104 135V136H103ZM129 135H131V136H129ZM137 135H138V138H136L137 137ZM142 135V136H141ZM147 135V136H146ZM152 135H153V137L154 138H152ZM155 135V136H154ZM178 135H181V137L180 136H178ZM198 135L199 136H201V138L200 137H198ZM215 135V136H214ZM227 135H229V136H227ZM246 135V136H245ZM248 135V136H247ZM13 136V137H12ZM14 136H16V138L14 137ZM41 136H42V138H41ZM71 136V137H70ZM100 136H103V139L101 140V138L102 137H100ZM108 136H110L109 138H107ZM113 136V137H112ZM117 136V135H116ZM139 136H140V138H139ZM152 138H150V137ZM156 136H157V138H156ZM186 136V137H185ZM210 136V137H209ZM245 136V137H244ZM251 136V137H250ZM7 137H9V138H7ZM23 137H21V138H23ZM50 137V138H49ZM55 139H54V138ZM74 139H73V138ZM81 137V138H80ZM85 137H87V138H85ZM127 137H129V138H127ZM143 137H144V139L146 140H144L143 139ZM148 137V138H147ZM167 137V138H166ZM169 137V138H168ZM177 137V138H176ZM214 137V138H213ZM218 137V138H217ZM225 137V138H224ZM228 137V138H227ZM250 137V138H249ZM11 138V139H10ZM26 138H25V140H26ZM31 138L33 139V137L31 136ZM90 138H92V139H90ZM95 138H97L98 139V142H97V139L95 140ZM107 138V139H106ZM110 138H111V140H110ZM113 138V139H112ZM114 138H115V140H114ZM132 138H133V141H131L132 140ZM135 138V139H134ZM163 138H164V140H163ZM172 138V139H171ZM193 138V140H191ZM198 138H199V140H200V142L202 143V145L204 146H202L201 148H203V149H201L200 147H199V145H200V142H198L199 140H198ZM203 138H204V141H203ZM229 138L231 139V140H229ZM245 138V139H244ZM246 138H248L247 140H246ZM9 139V140H8ZM50 139V140H49ZM51 139L54 141V142H51ZM71 139V140H70ZM87 139V140H86ZM105 139V140H104ZM149 139V140H148ZM166 139V140H165ZM174 139V140H173ZM194 139H196V142L194 141ZM222 139V140H221ZM251 141H250V140ZM252 139H253V141H252ZM254 139H256V140H254ZM13 140V141H12ZM85 140V141H84ZM89 140V141H88ZM91 140L93 141V142H91ZM101 140V141H100ZM155 140V141H154ZM156 140H157V142H156ZM171 140V141H170ZM179 140L181 141V140H183L184 142H186L187 144H190L191 145V143L190 142H192V143H196L197 144V148H195L194 147V150H193V147L192 146H190V145H187V144H185L184 142H180L181 143V145H182V147L181 148H179V146H178V148L179 149H181L182 151H180L178 148H175V147H177L176 146V144L175 143H178V144H180L179 143ZM206 140V141H205ZM208 140H209V142H208ZM234 140V141H233ZM60 141V140H59ZM72 141V142H71ZM88 141V142H87ZM106 141L108 142V144L106 143ZM110 141H113V142H115V143H113V144H115V146H117V147H115L112 143H110ZM137 141H139V142H137ZM159 141H160V143L162 144H160L159 143ZM187 141H190L189 143L187 142ZM243 141H244V143H243ZM9 142V143H10ZM14 142V143H13ZM91 142V143H90ZM118 142V141H117ZM140 142H144V143H140ZM154 142V143H153ZM169 142V143H168ZM172 142H173V144H172ZM207 142V143H206ZM210 142L212 143V145L213 146H211V144H210ZM215 142H217V143H215ZM221 142V143H220ZM223 142V143H222ZM242 142V143H241ZM247 142H249V143H247ZM252 142V143H251ZM256 142V143H255ZM8 143V142H7ZM64 144V146L63 145H61V144ZM69 143V145H67ZM82 143H83V145H82ZM87 143H88V145H87ZM101 143H105V146H106V144H107V146L108 145H113V147H110V150H112V151H110L109 150V147H106L107 148V150H105L106 148H104V145H102ZM137 143L139 144V146H137ZM167 145H166V144ZM198 143H199V145H198ZM225 143V144H224ZM239 145H238V144ZM44 144V146H42ZM91 144V145H90ZM99 144H101L100 145V147L98 146ZM136 144V145H135ZM159 144V145H158ZM170 144V145H169ZM206 144H207V146H206ZM209 144V145H208ZM220 146H219V145ZM222 144L224 145V147L222 146ZM226 144H229V146L228 145H226ZM243 144V145H242ZM246 144V145H245ZM247 144H249L248 146H247ZM48 145V146H47ZM51 147H50V146ZM56 145V146H55ZM68 147H67V146ZM80 145L82 146V147H80ZM141 145V146H140ZM151 145V146H150ZM155 145V146H154ZM165 145H166V147H165ZM172 145V146H171ZM184 145H186L185 147H184ZM217 145H218V147H217ZM232 145V146H231ZM238 145V146H237ZM254 145H256V146H254ZM11 146V147H10ZM55 146V147H54ZM57 146H58V148H57ZM99 148H98V147ZM133 146V145H132ZM159 146H161V147H159ZM164 146V147H163ZM175 146V147H174ZM194 146H196L195 144H194ZM212 148H211V147ZM216 146V147H215ZM241 146L242 147H244L245 148V150H246V148H247V150L245 151L244 150V148H242L241 149V151H240V148H241ZM246 146V147H245ZM14 147V148H13ZM39 147H41V148H39ZM44 147V148H43ZM48 147V148H47ZM53 147V148H52ZM64 147V148H63ZM66 147V148H65ZM86 147V148H85ZM89 147V148H88ZM149 147V148H148ZM162 147H163V149H164V152H163V149H162ZM167 147H169V148H167ZM174 147V148H173ZM184 147V148H183ZM199 147V148H198ZM206 147V148H205ZM238 147V148H237ZM262 149V150H260V148ZM13 148V149H12ZM39 148V149H38ZM60 148H62V149H60ZM91 148V149H90ZM100 150V148H102V152H97L98 151V149ZM104 148V149H103ZM112 148V149H111ZM114 148V149H113ZM115 148H116V150H115ZM137 148V149H138ZM146 148H148V149H146ZM150 148H151V150H150ZM153 148V149H152ZM185 148H188V149H185ZM204 148H205V151L206 152H204L203 150H204ZM209 148H211V149H209ZM228 150H227V149ZM27 149H31L30 151L29 150H27ZM52 149V150H51ZM94 149V150H93ZM95 149H96V151H95ZM166 149V150H165ZM169 149V150H168ZM176 151H175V150ZM178 149V150H177ZM190 149H191V151H190ZM199 149V150H198ZM229 149H230V151H229ZM233 149H234V151H233ZM16 150H18V151H16ZM23 150V151H22ZM110 152H109V151ZM144 152H143V151ZM150 150V152L148 153V151ZM161 150H162V155H164L163 153H166V155L169 157V154L170 155H173V154H171L173 151V153H174V155H175V153H176V155L175 156H179V158L178 159H180L179 161H180V163L179 162H177L178 161V159L174 156V160H175V162H174V160H172V157L173 156H171V157H167V159L165 158L164 159V157H165V155L164 156H162L161 155ZM185 150V151H184ZM189 150V151H188ZM192 150L193 151H197L198 153V155H195V152H193V154L194 155H192L191 153H192ZM200 150H202V151H200ZM218 150V151H217ZM36 151V152H35ZM93 151V152H92ZM104 151H106L107 153V155H105L104 154V157H102L103 156V153H105ZM122 152V153H120V152ZM140 151H142L141 153H140ZM156 151V152H155ZM157 151H159L158 153H157ZM170 151H172V152H170ZM178 151H179V153H178ZM210 151V152H209ZM220 151H222V152H220ZM226 151V152H225ZM232 151V152H231ZM261 151V152H260ZM27 152V153H26ZM33 152V153H32ZM109 152V153H108ZM112 152H114V153H112ZM115 152H116V154H115ZM146 152V153H145ZM153 152V153H152ZM170 152V153H169ZM181 152V153H180ZM183 152V153H182ZM185 152H188L187 154H184ZM199 152H201V154H203V156L204 157H202L201 156V154L199 153ZM218 152V153H217ZM229 152V153H228ZM242 154H241V153ZM246 152H248V153H246ZM18 155H17V154ZM93 153V154H92ZM96 153V154H95ZM98 153V154H97ZM99 153H102L101 155L102 156H100V154ZM117 153H119V154H117ZM140 153V154H139ZM168 153V154H167ZM191 154V157L189 158V156H190V154ZM212 153H214V154H212ZM220 153V154H219ZM231 153V154H230ZM20 154V155H19ZM95 154V155H94ZM113 154V155H112ZM125 154V155H124ZM143 154V155H142ZM144 154H145V156H144ZM147 154V155H146ZM149 154V155H148ZM156 154H157V156H156ZM178 154V155H177ZM187 155L186 157H183V161L181 160V156L182 155ZM221 154H223V155H221ZM227 154V155H226ZM233 154H234V156H233ZM245 154H247L248 156H246ZM250 154V155H249ZM11 155H12V157H11ZM22 155V156H21ZM25 155V156H24ZM92 155H93V157L94 156H96V158H98V159H96L95 157L94 158H92ZM115 155H117V156H115ZM122 155L123 156H125L126 157V159H123V158H121L122 157ZM202 157H200V156ZM221 155V156H220ZM238 155V156H237ZM242 156V158H241V156ZM258 155V156H259ZM97 156H99V157H97ZM114 156V157H113ZM160 156H162V158L160 157ZM223 156V157H222ZM230 156V158H227V157H229ZM246 156V157H245ZM250 156V157H249ZM15 157V158H14ZM17 157H18V159H17ZM21 157V158H20ZM24 157V158H23ZM100 157H101V159H100ZM138 157H140V158H138ZM159 157L161 158V160L159 159ZM181 157V158H180ZM192 157H193V159H192ZM206 157H207V159H206ZM212 157V159H210ZM213 157H214V159H213ZM240 157V158H239ZM108 158H110V159H108ZM118 158H120V159H118ZM144 158V159H143ZM157 158H158V160H159V162L158 161H156L157 160ZM176 158V159H175ZM223 158H224V161H223ZM128 159H130V158H128ZM132 159V158H131ZM165 160L166 162H168V161H170V162H168V163H166L165 161H163V160ZM171 159V160H170ZM235 159V160H234ZM242 159V160H241ZM8 160H10V161H8ZM13 160H15V161H13ZM19 160V161H18ZM22 162H21V161ZM123 160H125V161H123ZM136 160V161H135ZM149 162H148V161ZM186 160V161H185ZM207 160V161H206ZM211 160V161H210ZM215 160V161H214ZM220 160V161H219ZM230 160H231V162H230ZM243 160H244V162H243ZM247 160V161H246ZM114 161H116V162H114ZM122 161V162H121ZM127 161V162H126ZM129 161V162H128ZM143 161V162H142ZM155 161V162H154ZM172 161V162H171ZM217 161L219 162V163H217ZM233 161V162H232ZM249 161V162H248ZM11 162V163H10ZM13 162V163H12ZM19 162H21V163H19ZM107 162V163H106ZM108 162H110V163H108ZM113 162V163H112ZM121 162V163H120ZM123 162H124V165H125V162L126 163H128V166L130 165V169H129V167L127 166V165H125L126 167H124V166H121L122 164H123ZM141 162V163H140ZM152 162V163H151ZM184 162H186V164L184 163ZM190 162V161H189ZM193 162V161H192ZM230 162V163H229ZM248 162V163H247ZM10 163V164H9ZM19 163V164H18ZM23 163V165H21ZM130 163V164H129ZM132 163V164H131ZM154 163H155V165H154ZM159 165H158V164ZM170 163V164H169ZM173 163H175L174 164V166L176 165V166H182L181 168L180 167H176L175 166V170L173 169L174 168V166H173ZM191 163V162H190ZM190 163H188V164H190ZM225 163V164H224ZM15 164V165H14ZM18 164V168L16 167V165ZM116 164V165H115ZM117 164H118V166H117ZM120 164V165H119ZM157 164V165H156ZM166 164H168L169 166L168 167H166L165 168V166H167ZM171 164H172V169L171 170H173V171H171L169 168H171ZM184 164V165H183ZM210 164V165H209ZM227 164H228V167H229V170H227L228 169V167H227ZM237 164V165H236ZM141 165V166H140ZM161 165V166H160ZM203 165V166H202ZM223 165H225L224 167H223ZM231 165V166H230ZM250 165V166H249ZM12 166H14V167H12ZM145 166V167H144ZM162 166L165 168H162ZM208 166V167H207ZM214 166V167H213ZM217 166V167H216ZM233 166V167H232ZM241 166V167H240ZM120 167H124L125 168V171H127V169H128V172L129 171H131V172H136L135 174H137L138 173V176L140 175L139 173H141L142 174V176L140 175V177H138V179H139V181H141L142 179H146V180H142V182L141 183H139V185L140 186H131L132 187V189H130L131 187L122 179V174H124V172H121V170H124V168L122 169V168H120ZM141 167V168H140ZM143 167V168H142ZM222 167V168H221ZM230 167H231V170H230ZM252 168V170H251V168ZM120 168V169H119ZM127 168V169H126ZM146 168H148V169H146ZM160 168V169H159ZM176 168H177V170H176ZM180 168V169H179ZM197 168H199V169H197ZM215 168V169H214ZM221 168V169H220ZM225 168H227L226 170H225ZM237 168V169H236ZM246 168V169H245ZM254 168V169H253ZM13 169V170H12ZM64 169V172L62 171ZM139 169V170H138ZM221 171H220V170ZM242 169H243V173H242ZM256 169V170H255ZM66 170V171H65ZM68 170V171H67ZM132 170H134V171H132ZM161 170H162V173H161ZM165 170H167V171H165ZM168 170H170V173H169V171ZM194 170H196V171H194ZM198 170V171H197ZM218 171V175L217 174H215V173H217V171ZM251 172V171H253L252 173H250L249 171ZM254 170H255V172H254ZM17 171V172H16ZM58 171V172H57ZM165 171V172H164ZM222 171H227V172H225V174H223L222 173ZM231 171V173H229ZM235 171H237L238 172V174H237V172H235ZM245 171V172H244ZM55 172H57V174H55ZM69 172V173H68ZM145 173L146 174V176H145V174H143V173ZM163 172H164V174H163ZM167 172H168V174H167ZM201 172V173H200ZM211 172V173H210ZM248 172V173H247ZM15 173V174H14ZM60 173V174H59ZM62 173V174H61ZM63 173H64V175H63ZM67 173V174H66ZM118 173V174H117ZM122 173V174H121ZM149 173V174H148ZM160 173H161V175H160ZM202 173H204V174H202ZM212 173H214V174H212ZM235 173L237 174V175H235ZM245 173H247V174H245ZM260 173H262V175L260 174ZM50 174V175H49ZM59 174V175H58ZM148 174V175H147ZM200 174V175H199ZM202 174V175H201ZM222 174V175H221ZM230 174H231V176H230ZM240 174V175H239ZM242 174V175H241ZM248 174H250V176L248 177ZM251 174H252V176H251ZM56 175V176H55ZM60 175L62 176V178L60 177ZM68 176V178H72V179H66V177ZM120 175V176H119ZM150 175V176H149ZM151 175L153 176V177H151ZM154 175H155V177H154ZM159 175L162 177V175L164 176V175H166L165 177H162V180H161V177H159ZM195 175V176H196ZM244 175V176H243ZM247 175V176H246ZM256 175V176H255ZM259 175H260V177H259ZM16 176V177H15ZM57 176H58V178H57ZM90 176H91V178H92V180H94V181H96L97 183H93V185H95V184H100L99 186H97V185H95V187L97 186L99 189H98V191H97V189H95V188H91L92 187V185L90 186L89 184H91V182L89 181L91 178H90ZM145 176V177H144ZM159 178H158V177ZM233 176H234V179H233ZM240 176V177H239ZM87 178V177H89L90 179H84L83 180V178ZM114 177V178H113ZM116 177V178H115ZM121 177V178H120ZM142 177V178H141ZM144 177V178H143ZM148 177V178H147ZM152 179H151V178ZM201 177V178H202ZM239 177V178H238ZM243 177H245V178H243ZM248 177V178H247ZM250 177H252V179L253 180H249V179H251ZM254 177H258V178H254ZM50 178V179H49ZM119 178L121 179V181L123 180L124 181V183H126L125 185H124V183L123 182H117V181H119ZM156 179V180H153V179ZM17 179H19V181H20V183H19V185H18V181H17ZM49 179V180H48ZM54 179V180H53ZM57 179V180H56ZM63 181V182H65V183H63L62 184V182L60 181ZM65 179V180H64ZM79 180V181H77V180ZM83 180V183H84V185L87 183V182H90V183H88V184H86L85 186L87 187H83L84 185H83V183H81L82 182V180ZM96 179V180H95ZM111 179V181H109V183H108V180H110ZM114 179V180H113ZM116 179V180H115ZM159 179H160V181L161 182H159ZM221 179V178H220ZM74 180V181H73ZM81 180V181H80ZM88 180V181H87ZM91 180V181H92ZM148 180H149V182H148ZM152 180V181H151ZM232 180V181H231ZM241 180V181H240ZM245 180H247V181H245ZM87 181V182H86ZM93 181V182H94ZM113 181V182H112ZM143 181H147L146 183H147V185L148 184H150V185H146V183H143ZM155 181V182H154ZM236 181V182H235ZM17 182V183H16ZM52 182H53V184H52ZM54 182H55V184H54ZM57 182V183H56ZM71 182V183H70ZM75 182H77V183H80V184H82L83 186V188H84V190L83 189H81V188H76V186L78 185V184H76ZM86 182V183H85ZM98 182H100V183H98ZM102 182H105L104 184L102 183ZM112 184H111V183ZM116 182V183H115ZM155 184H154V183ZM156 182H158V183H161V184H159V186H161L162 185V187H164L165 185H166V188H164V190H163V192H165L166 193V191H168V193H163L161 190L163 189V188H159L158 189V183L156 184ZM165 182V183H164ZM239 182V183H238ZM46 185H45V184ZM51 183V184H50ZM73 183V184H72ZM102 183V184H101ZM119 183H121V184H123V185H121V184H119ZM144 184V186H143V188H142V191H141V189H140V191H139V188H137V187H140L141 188V186ZM241 183V184H240ZM249 183V184H248ZM261 183V184H260ZM24 184H26V185H28V184H32L30 187H27L26 185L22 188L21 186H23ZM48 184V185H47ZM66 184V185H65ZM76 184V185H75ZM247 184V185H246ZM18 185V186H17ZM42 185H44L43 187H42ZM50 185V186H49ZM56 185H57V187H56ZM59 185V186H58ZM62 185V186H61ZM63 185H64V187H63ZM101 185L103 186V187H101ZM111 185V186H110ZM118 185V186H117ZM129 186V187H127V186ZM151 185H153V186H151ZM157 185V186H156ZM168 185V186H167ZM236 185V186H235ZM238 185V186H237ZM249 185V186H248ZM14 186V185H13ZM29 186V185H28ZM46 186V187H45ZM53 186V188H51ZM54 186H55V188H54ZM61 186V187H60ZM66 186H68V187H66ZM78 186H81V185H78ZM114 186V187H113ZM124 186H126V187H124ZM146 186V187H145ZM50 187V188H49ZM96 187V188H97ZM101 187V188H100ZM106 187H108V188H105ZM136 187V188H135ZM148 187V188H147ZM154 187V188H153ZM157 187V188H156ZM170 187H175L176 189H175V191H174V189L172 188V190L171 191H174V192H171L169 189H171ZM250 187H252V188H250ZM260 187V188H259ZM26 188V190H24ZM31 188H32V190H33V188H34V190L31 192ZM38 190H37V189ZM39 188L41 189H45V190H40L39 191ZM59 188H61V190L59 189ZM63 188V189H62ZM72 191H70L69 189ZM90 188V189H89ZM103 188L106 190V191H104L103 190ZM109 188H111V190H109ZM127 188V191L125 190V189ZM129 188V189H128ZM167 188H169L168 190H166ZM183 188H181V190L183 189ZM249 188V189H248ZM258 188V189H257ZM28 189H30V190H28ZM47 189V190H46ZM51 189V190H50ZM64 189H66V190H64ZM74 189V190H73ZM79 189V190H78ZM87 189H88V191H87ZM93 191H92V190ZM101 189H102V191H101ZM115 191H117V192H114V193H112V191L113 190ZM133 189L135 190V191H133ZM149 189H151V190H149ZM156 190V191H154V190ZM261 189V190H260ZM52 190H53V192H52ZM57 191V193H56V191ZM68 190V191H67ZM80 190H82L81 192H80ZM126 192H128L127 194H128V196H126V194H124V193H126ZM129 190V191H128ZM132 190V192H134L133 194H131V191ZM137 190V191H136ZM147 190V191H146ZM149 190V191H148ZM160 190V191H159ZM240 190V191H239ZM22 191H24L23 193H22ZM26 191V192H25ZM38 191V192H37ZM48 191V192H47ZM51 191V192H50ZM59 191V192H58ZM61 191H63V192H61ZM64 191H66V192H64ZM92 192V193H89V192ZM97 191V192H96ZM119 191V192H118ZM160 193H159V192ZM222 191V193H220V192ZM229 191V192H228ZM28 192V193H27ZM39 192H41V194L39 193ZM42 192H44V196H43V193ZM46 192V193H45ZM69 192V193H68ZM85 192V193H84ZM87 192V193H86ZM122 192H123V194H122ZM140 192V193H139ZM143 192V193H142ZM151 192V193H150ZM152 192H154V193H152ZM169 192H170V194H169ZM183 192H184V189H183ZM225 192V193H224ZM232 192V193H231ZM235 192V193H234ZM248 192H251V193H248ZM32 193H36L34 196L35 197H33V194ZM37 193H38V195H37ZM65 193H66V195H65ZM73 193V194H72ZM109 195H107V194ZM112 195H111V194ZM136 193H138V194H136ZM141 193H142V196H141ZM156 193H159L158 195L156 194ZM171 193L173 194L174 193V195H172L171 196ZM175 193L177 194H179V196L181 197V198H183L182 199V201H184V202H182V201H180L179 202V200L178 199H175V198H179V196L178 195H175ZM228 193V194H227ZM238 193V194H237ZM22 194V195H21ZM29 194V195H28ZM51 194V195H50ZM58 194V195H57ZM60 194V195H59ZM68 194V195H67ZM90 195V197L88 196V195ZM129 194L131 195V196H133L134 197V195L135 196H137V198H135L134 197V199H137V200H134L133 199V197H131V198H128V197H130L129 196ZM162 194H164V195H162V197H161V195ZM167 194H169L170 195V197H168L169 195H167ZM222 196H221V195ZM235 194V195H234ZM260 194V195H259ZM26 195V196H25ZM40 195H42V197L40 196ZM48 195V196H47ZM50 195V196H49ZM63 195V196H62ZM86 195V196H85ZM118 195H120V196H118ZM219 195V196H218ZM225 195H226V197H225ZM229 195V196H228ZM263 195V196H262ZM32 196V198H30ZM45 196H47V197H45ZM55 196H56V198H55ZM64 197V198H62V197ZM65 196H67L66 197V199H65ZM79 196V197H78ZM83 196V197H82ZM88 196V197H87ZM102 196H103V198H102ZM110 196H113V199L110 197ZM125 196V197H127L129 200L131 199V200H134V201H129V202H131L130 204H127L128 203V199H126V201H125V199H123V197ZM141 196V197H140ZM164 196H166L167 197V199H165L164 200ZM173 196H174V198H173ZM178 196V197H177ZM27 197H29V198H27ZM78 197V199H75V198H77ZM87 197V198H86ZM106 197V198H105ZM110 199H112V200H110ZM117 197V198H116ZM124 197V198H125ZM158 197V198H157ZM160 197V198H159ZM225 197V198H224ZM251 197V198H250ZM47 198H49V200L47 199ZM57 201H55L54 202V199ZM90 198V199H89ZM95 198H97V200H99L100 199V202L99 201H97ZM105 198V199H104ZM108 198V199H107ZM120 198V200H124V201H120V200H118ZM170 198V199H169ZM173 198V199H172ZM28 199H30V200H28ZM33 199V200H34ZM38 199V200H37ZM39 199H41V201L39 200ZM44 201H43V200ZM48 200V203L49 204H47L46 203V200ZM60 199V200H59ZM64 199V200H63ZM73 199V200H72ZM86 199V200H85ZM90 201H89V200ZM116 199V200H115ZM175 199V200H174ZM36 200L37 201H39V203H37L36 202ZM70 200V201H69ZM82 200V201H81ZM86 202H85V201ZM95 200V201H94ZM109 200V201H108ZM173 200H174V202H173ZM181 200V199H180ZM227 200H228V202H227ZM255 200V201H254ZM43 201V202H42ZM61 203H60V202ZM73 201V202H72ZM95 203H99L100 205L98 206V205H96V203L94 204V205H96V207L94 206V205H92L93 204V202ZM136 201V202H135ZM157 201V202H158ZM178 201V202H177ZM34 201H32L31 203H33ZM51 202V203H50ZM66 202H68L69 203V205L66 203ZM72 202V203H71ZM82 204H81V203ZM132 202H134L133 203V206H135V208H133V207H131L132 206ZM225 202V203H224ZM24 203H22V205H25ZM42 203H44L45 205H42ZM55 203V204H54ZM59 203V204H58ZM78 203V204H77ZM85 203V204H84ZM90 203V204H89ZM103 203H105V204H103ZM179 203H182L183 205H181V204H179ZM221 203V204H220ZM263 203V204H262ZM28 204L26 203V205H25V207H26V209H25V211H24V209L23 208H25V207H21V209H22V213L24 214V212H27V210H30V209H28L27 208V206H28ZM41 204V205H40ZM58 204V205H57ZM74 204H76L75 206H74ZM84 204V205H83ZM135 204V205H134ZM35 205V206H34ZM46 205H49V206H46ZM57 205V206H56ZM63 205V206H62ZM81 205V206H80ZM112 205V206H113ZM124 205V206H123ZM127 205V206H126ZM128 205H129V208H127L128 207ZM187 205H191L190 203H187ZM186 205V206H187ZM42 206V207H41ZM65 206H67L65 209H64V207ZM97 206H98V208H97ZM126 206V207H125ZM137 206V207H136ZM182 206V207H181ZM19 207V208H20ZM29 207V206H28ZM37 207H38V209H37ZM48 207V208H47ZM53 207V208H52ZM55 207V208H54ZM94 209H93V208ZM176 207L177 208H180L181 207V209H182V211H181V209L179 210H177L176 209ZM46 208H47V210H46ZM49 208H51V210L50 211H52L54 214H52V212H50L48 209ZM57 208H59V209H57ZM64 210H63V209ZM72 208V209H71ZM77 208V209H76ZM81 210H80V209ZM109 208V207H108ZM110 208H111V206H110ZM115 208V209H116ZM123 208V209H122ZM131 208H133V209H131ZM175 208V209H174ZM189 208H191V209H189ZM21 209H20V211H21ZM41 209H43V211L41 210ZM53 209V210H52ZM55 209H56V211H55ZM67 209V210H66ZM76 210L75 212H74V210ZM97 209V210H96ZM118 209V208H117ZM117 209H116V211H117ZM137 209H139L138 210V213H137ZM168 209V210H169ZM40 210H41V212H40ZM45 210H46V212L47 213H45V215H47L48 217H49V219L51 220V221H53V223L54 224H52V222H49L48 220V217L47 216H44L43 215V212H45ZM83 210V211H82ZM86 210V211H85ZM94 212H93V211ZM133 210V211H132ZM134 210H135V212H134ZM191 210V211H190ZM55 211V212H54ZM58 211V212H57ZM63 211V212H62ZM118 211V212H119ZM176 211V212H175ZM178 211H180V213L182 212V219H181V216H180V213H179V216H180V219L179 220H181L180 221V223L179 222H177V220H178V218H179V216H178V214H176V216L178 217V218H176L175 219V215H174V217H173V214H175V213H178ZM37 212L39 213V214H37ZM67 212V213H66ZM74 212V213H73ZM93 212V213H92ZM106 212V211H105ZM107 212H110V211H107ZM132 212H134V213H132ZM60 213H61V215H60ZM88 214L89 213V217H86L87 215L86 214ZM91 213V214H90ZM96 213V214H95ZM117 213V212H116ZM136 214V215H138V216H136V217H138V218H136V219H138L141 223L143 222V223H145V224H140V222L138 223L139 225H146V226H143V228L145 229V234H143V235H146V240H147V245H146V241H145V238L144 237H142V236H140V233H141V231L143 230V228L141 227V226H139V227H135V226H138V224H137V220H133L132 218H133V216L134 215H132V214ZM188 213V214H187ZM192 213V214H193ZM49 214V215H48ZM51 214V215H50ZM62 214H63V217H65L64 219L63 218H61L60 219V217H62ZM73 214H75V215H73ZM95 216V218L96 217H99V218H94V216ZM111 214H113V216L115 215L113 212H111ZM185 214V215H184ZM53 215H55V216H53ZM68 217H67V216ZM93 216V218H92V216ZM97 215V216H96ZM99 215V216H98ZM132 215V216H131ZM183 215H184V217L186 216V215H188V216H186V217H188V218H186V221L187 222H185V218L183 217ZM189 215H190V217H189ZM236 215V216H235ZM41 218H40V217ZM57 216V217H56ZM72 217V218H70V217ZM77 216V217H76ZM43 217L45 218V219H43ZM52 217H53V220H52ZM92 219H91V218ZM118 217V216H117ZM128 217H129V219H128ZM132 217V218H131ZM142 217V216H141ZM174 219V220H172V218ZM22 219L24 218L23 216L21 217ZM56 218V219H55ZM70 218V219H69ZM80 218H81V220H84V221H81L80 220ZM89 218V219H88ZM131 218V219H130ZM134 218V219H135ZM38 219L39 220H41V221H38ZM60 219V220H59ZM79 221H78V220ZM87 219V220H86ZM90 219H91V221H90ZM120 222H118L117 220ZM120 219H121V221H120ZM128 221L129 220V222L130 223H128V224H124V223H126V220ZM184 219V220H183ZM61 220H62V223H61ZM63 220H64V222H63ZM69 222H68V221ZM75 220V221H74ZM86 220V221H85ZM94 220H97L96 222L94 221ZM122 220L124 221L125 220V222H123V225H121V222H122ZM178 220V221H179ZM183 220V221H182ZM55 221V222H54ZM71 221V222H70ZM78 221V222H77ZM90 221V222H89ZM101 221H102V223H101ZM134 221V222H133ZM166 222V224H163L162 225V223L163 222ZM177 222V224L175 223V222ZM189 221H191L190 223H189ZM45 222V223H44ZM46 222H48V223H46ZM58 222H60V223H58ZM84 222V223H83ZM93 222V223H92ZM94 222H95V224H94ZM114 221H113V223H115ZM164 222V223H165ZM182 222H184V223H182ZM197 223L198 224V226L195 224V223ZM81 225H80V224ZM83 223V224H82ZM90 223V224H89ZM134 223L135 224H137V225H134ZM185 223H187V224H185ZM191 223H194L199 229H197L196 230V226H194L193 227V225L191 224ZM38 224V225H37ZM45 224V225H44ZM48 224H50V225H48ZM51 224H52V226H51ZM57 224V225H56ZM62 224V225H61ZM67 224V225H66ZM149 224V223H148ZM176 224V225H175ZM179 224H181V225H179ZM183 224V225H182ZM192 225V226H187L186 227V225ZM46 226V227H44V226ZM48 225V226H47ZM68 225H70V226H68ZM80 225V226H79ZM88 227H87V226ZM108 225H109V223H108ZM170 225H171V228L173 229H171L170 228ZM41 226H43V227H41ZM68 226V227H67ZM75 226V227H74ZM84 226H86V227H84ZM113 226V225H112ZM132 226H134V228H132ZM151 226V225H150ZM40 227V228H39ZM49 227H50V229L52 228V230L50 231L49 230ZM65 227V228H64ZM71 227V228H70ZM111 226L109 225V228H110ZM141 227V228H140ZM147 227V228H146ZM193 227V228H192ZM251 227V228H250ZM45 228H46V230H45ZM58 228V229H57ZM59 228H63V229H59ZM90 229L91 228V232L89 231V229L87 230V231H85L86 229ZM94 230H93V229ZM99 228V229H98ZM136 228H139V229H136ZM180 228V233L182 232V234H180V233H178L177 234V237H178V239L177 240H180L181 241V239H182V236L183 235H187V234H190V233H187V234H184L183 232H188L189 231V229L188 230H185V231H183L182 229ZM42 229L44 230V232L42 231ZM57 229V230H56ZM67 229V230H66ZM70 229V230H69ZM103 230V232H102V230ZM113 229V228H112ZM133 229H134V231H133ZM149 229V230H148ZM171 229V231H173V232H171V233H168L169 231L168 230H170ZM109 230V231H108ZM120 230H122V232H120ZM127 230V231H128ZM136 230V231H135ZM146 230L148 231L147 232V234H146ZM182 230V231H181ZM253 230V231H252ZM37 231V232H38ZM42 231V232H41ZM51 233H50V232ZM57 233H56V232ZM65 232V236H64V232ZM89 231V232H88ZM95 231V232H94ZM104 231H108L107 233H109V234H107L106 232H104ZM126 231V232H127ZM132 231L133 232H135L134 234H135V236H134V234H132ZM138 231V232H137ZM139 231H140V233H139ZM144 231V230H143ZM143 231H142V233H143ZM189 231V232H190ZM247 231H249V232H247ZM38 232V233H39ZM48 232V233H47ZM78 232V233H77ZM102 232V233H101ZM39 233V234H40ZM46 233V234H45ZM52 233V234H53ZM56 233V234H55ZM62 235H61V234ZM66 233H69V234H72V235H70V238L68 237L69 236V234L67 235ZM81 233V234H80ZM90 233V235H88ZM93 233H94V236H93ZM96 233H98V234H96ZM105 234V236H104V234ZM148 233L149 234H151L150 235V237H152L151 239H149L150 237H149V235H148ZM153 233V232H152ZM248 233V234H247ZM258 233V234H257ZM80 235V237H79V235ZM85 234V235H84ZM101 234V235H100ZM107 234V235H106ZM130 234H132L131 235V237H136V239H133V238H130ZM172 234V235H171ZM250 234V235H249ZM73 235H74V237H73ZM87 235V236H86ZM92 235V236H91ZM97 235H99V236H97ZM119 235V236H118ZM129 235V236H128ZM137 235H139V236H137ZM174 235V236H173ZM40 236H41V234H40ZM76 236H78V237H76ZM85 236H86V238H85ZM104 236V237H103ZM147 236H148V238H147ZM169 236H171V238L169 237ZM180 236V237H179ZM195 236H197L196 238H198V239H200V236H201V234H200V236L199 235H195ZM199 236V237H198ZM257 236H258V238H257ZM261 236V237H260ZM43 237H47V236H43ZM62 237V239H60ZM64 237H65V239H64ZM84 239H83V238ZM89 237V238H88ZM91 237V238H90ZM93 237H95V238H97L98 240L100 239V242L97 240V239H95V238H93ZM100 237V238H99ZM124 237V238H123ZM127 237V238H126ZM141 237V238H140ZM186 237V236H185ZM56 238V239H57ZM78 238H80L79 240H78ZM93 238V239H92ZM102 238V239H101ZM119 238L120 239H123L122 241L121 240H119ZM144 238V239H143ZM195 238V241L197 240ZM231 238V239H230ZM249 238H250V240H249ZM66 241L67 239H71L70 241L68 240V241H66V242H64V240ZM77 239V240H76ZM106 239L104 240V241H106ZM108 239H107V242H103V243H108L109 241H108ZM140 239H141V243H142V245H141V243H140ZM175 239V240H174ZM244 239V240H243ZM58 240V239H57ZM61 240V241H60ZM86 240V241H85ZM91 240V241H90ZM94 240H97V241H94ZM115 240V241H114ZM148 240H150L149 242L151 243H148ZM154 240V239H153ZM183 240H184V236H183ZM245 240H246V242H245ZM249 240V241H248ZM73 241V242H72ZM263 241V242H262ZM67 242H70V244L69 243H67ZM89 243V244H87V243ZM95 242V243H94ZM97 242V243H96ZM153 242V243H152ZM177 242H179V241H177ZM233 242V243H232ZM241 242V243H240ZM243 242V243H242ZM249 242H250V244H249ZM61 243H63V244H65V245H63V244H61ZM67 243V244H66ZM76 243H78V244H75ZM99 243V244H98ZM140 243V244H139ZM144 243H145V245H144ZM247 243V244H246ZM71 244H73V245H71ZM96 244H98V245H96ZM111 243H109V245H110ZM128 244H130V245H128ZM138 244L139 245H141V246H138ZM150 244V245H149ZM60 245H61V247H60ZM68 245V246H67ZM71 245V246H70ZM80 245V246H79ZM84 245V247H82ZM93 245V246H92ZM100 245H102V250H101V247H100ZM108 245V246H109ZM233 245V246H232ZM70 246V247H69ZM74 246V247H73ZM78 246V247H77ZM87 246V247H86ZM88 246H89V248H88ZM95 246V247H94ZM107 246V245H106ZM113 246V247H114ZM146 246H147V248H146ZM150 246H151V248H150ZM220 246H221V244H220ZM219 244H218V249H220L219 247ZM242 246V247H241ZM244 246V247H243ZM73 247V248H72ZM76 247V249H74ZM80 247V248H79ZM98 247H100V248H98ZM105 247V246H104ZM112 247V245L111 246H109L108 248H111ZM130 249H129V248ZM143 247V248H142ZM148 247L151 249H148ZM191 247H192V245H191ZM223 247V248H222ZM256 247V248H255ZM86 248V249H85ZM94 248V249H96V253L94 254V252H95V250H94V252H93V250L92 249ZM126 248V249H125ZM132 248H135V249H132ZM193 248V247H192ZM190 249L189 250V252L191 251L192 252V250L193 249ZM221 248L222 249H220V251L221 250H223L224 249V246H223V244H222V246H221ZM248 248V249H247ZM64 249H66L65 251H68V252H65V251H63ZM73 249V250H72ZM78 249V250H77ZM80 249H81V252H80ZM141 249V250H140ZM148 249V250H147ZM217 249V250H218ZM242 249V250H241ZM256 249V250H255ZM91 250V251H90ZM97 250H99V251H97ZM144 250V249H143ZM142 250V253L141 254H144V251ZM150 250V251H149ZM233 250H234V253H233ZM244 250V251H243ZM258 250V251H257ZM86 251V252H85ZM104 251V252H103ZM109 251V250H108ZM116 251V252H115ZM145 251V254H147V252ZM243 251V252H242ZM254 251V252H253ZM75 252L77 253V254H75ZM85 252V253H84ZM91 253V255L90 254H88V253ZM92 252H93V256H92ZM99 253V255H98V253ZM132 252V253H131ZM218 252H219V250H218ZM222 252V251H221ZM252 252V253H251ZM256 252V253H255ZM261 252V253H260ZM83 253V254H82ZM87 253V255H84V254H86ZM101 253H103L102 255H100ZM224 253V252H223ZM223 253H221V255H223ZM237 253V254H236ZM248 253V254H247ZM253 253H254V255H253ZM259 253V254H258ZM263 253V254H262ZM81 254V255H80ZM107 254V255H106ZM110 254V253H109ZM114 254H116L117 255V257H116V255H114ZM243 254V255H242ZM80 255V256H79ZM97 255V256H96ZM120 255H122L121 257H123V258H121L120 257ZM128 255V256H127ZM129 255H131V256H129ZM134 255V256H133ZM137 255V254H136ZM257 255V256H256ZM75 256H77V260H76V257ZM85 256H86V258H85ZM91 256V257H90ZM119 256V257H118ZM127 256V257H126ZM133 256V257H132ZM243 256V257H242ZM251 256V257H250ZM88 257H90L91 259L94 257L95 258V260L93 261V262H91V260H89L90 258H88ZM99 257H98V259H99ZM130 257H132V259L130 258ZM180 257V256H179ZM178 257V258H179ZM71 258V259H70ZM73 258H75V259H73ZM103 258V259H102ZM104 258H107L106 259V261H105V259ZM239 258V259H238ZM82 260V261H80V260ZM86 259H87V262H86ZM121 259V260H120ZM130 259V260H129ZM235 259H237V260H235ZM251 259V260H250ZM254 259V260H253ZM119 260V261H118ZM126 260H129V261H126ZM180 260H181V258H180ZM179 260V261H180ZM242 260V261H241ZM247 260V261H246ZM254 262H253V261ZM89 261V262H88ZM99 261V260H98ZM116 261V262H115ZM178 261V260H177ZM251 261V262H250ZM23 262V263H22ZM20 261V263L19 262H17V263H19V264H31V263H26L25 261ZM91 262V263H90ZM102 262H99V263H102ZM16 263V264H17ZM121 263V264H122ZM129 263V264H130ZM146 263V262H145ZM145 263H143L142 262V264H145ZM243 263V264H244ZM79 264V263H78ZM95 264V263H94ZM146 264H148V263H146ZM179 264V263H178Z\"/></svg>", "mask_w": 264, "mask_h": 264}, {"label": "bare ground", "instance_id": "obj_2", "mask_svg": "<svg viewBox=\"0 0 264 264\" xmlns=\"http://www.w3.org/2000/svg\"><path fill=\"white\" fill-rule=\"evenodd\" d=\"M7 1V0H6ZM11 1V0H10ZM13 1V0H12ZM14 1H16L17 2V0H14ZM28 1H30L31 2V4H35V6H37L36 5V1L37 0H28ZM27 1V2H28ZM51 1V0H50ZM49 0H48V2H50ZM86 1V0H85ZM84 0L83 1H81V0H59V3L58 4H60V6H59V9L58 10H60V11H57V10H55L56 8H54V7H52V5L54 6V4H52V2H51V8H50V4L49 5H47V7L46 6H44L41 2V6L43 5L44 7H40L41 9L42 8H44V9H47V10H49V8H50V10L48 11V14H46V16L44 17V16H41V15H39L40 13L38 12V13H36L37 11H39V9L37 10V11H34L35 10V8H33L32 7V5H30L32 8L31 9H33V10H30V8H29V11H27V12H23V10H22V12L24 13H22V16L25 18V20L28 22V24H27V26H29L28 28L30 29V31H28V35H27V37H30V35H29V32H31V34L33 33H36L37 31L40 33V34H38L39 35V37L37 36H34L33 35V37L36 39V40H39L38 42V44H36L35 43V41H34V44H32L33 46H32V48H30L31 46H28V48H27V46H25V44H21V42L22 41H20L21 39H23L21 36H19V35H17V36H19V37H17L16 36V38H14V36H13V38H12V40H9V42H7V43H5L4 45H3V43H2V41H1V43H0V49L3 51V52H5V53H3L4 55H6V54H8V55H11L12 53L13 54H15L16 56H18V57H21L20 59L21 60H23V61H25L24 60V58H29L30 59V61H33L32 63H35L36 65H35V67L36 66H38L39 67V69H40V71H43V72H45L48 76H50L51 74L53 75V72L55 71V70H58L57 68H61V67H66L67 65L69 66V67H71L72 65V63L73 62H75L76 60L77 61H79V59H81L80 57L81 56H83V53H85L84 51L86 50V45H87V43H91L92 44V47L93 48H91V51H90V53L92 52V49H94V51L93 52H95L94 54H93V56L91 57L92 59H90V63H91V65H90V63H89V68H90V74H91V76H93L92 78H94L93 80L95 81V83H97V84H94V85H97L96 86V88H97V91H99V93H100V99H101V101L102 102H100V103H102V105L105 107V109H107V111L108 110H111L112 112L113 111H115L114 113H118L117 111H122L123 112V115H122V117H123V119H125V120H129V119H131V121H133L135 118H137V114L136 113H140V111L142 112V110L140 109V106H142L143 107V105L141 104L139 107H138V105H137V102H135L134 100H132V99H126V98H121V97H119L120 95H118L117 93H114V92H116V91H112V89H110V91L109 90H107V89H109L108 87H112V86H109V82L112 80V79H109V78H111V77H113L115 74L117 75V73L118 72H120L119 71V69H121V68H125L124 70H129L130 72H132V73H134V71H135V69H137V70H139V73H140V69H142L141 71H143V75H145V74H147V73H149V71H148V67L144 64V63H141V64H139V61H138V58H137V55L139 54V53H141V54H144V57L146 56V58L149 60V62L151 61V63H149V64H151V66L150 67H152V69L154 68V69H156V68H158V70L159 71H161V74L160 75H157L156 77H158V82H157V80H156V83H158L157 85H155L158 89L159 88H161V87H168L169 89H170V87H180V85H181V82H182V76H185V75H183V74H181L180 72H178L173 66H171L169 63H168V61H167V57L168 56H163V54H162V50L161 49H159L160 50V52L158 51V47H156V48H153L155 45H156V43L158 44L159 42H157L156 40V43H155V45H153V47H152V45H151V48L150 47H148V45H147V42H148V40H147V38H144L145 37V35L146 34H142V32L141 33H139L136 29H137V26H136V28H135V16L137 15V13L135 12V11H137V10H135V0H100V2H102V3H106V5L101 9L100 7H98L97 6V8H100V9H97L95 12H96V14H98V13H100L99 14V16L98 17H96V23L94 24L95 25V29L94 30H91V29H88V27H87V29H85L86 28V26H83V22H84V19H83V13L86 11V7H85V4H84V2H85ZM94 1V0H93ZM99 1V0H98ZM103 1H105V2H103ZM138 1H140V0H138ZM146 1V0H145ZM148 1V0H147ZM147 1L145 2V3H147ZM153 1V0H152ZM162 1V0H161ZM175 1V0H174ZM197 1V0H196ZM206 1V0H205ZM263 1V0H262ZM5 2V1H4ZM30 2H29V4H30ZM39 2V1H38ZM37 2V3H38ZM44 2V1H43ZM47 2V1H46ZM99 2V3H100ZM141 2V1H140ZM142 2H144V1H142ZM149 2H150V0H149ZM171 1L169 0V3H170ZM178 2V1H177ZM182 2H183V0H182ZM184 2H186V1H184ZM197 2H200V1H197ZM196 2V3H197ZM202 2V1H201ZM209 2V1H208ZM12 3V2H11ZM10 3V4H11ZM25 3V2H24ZM53 3H56V2H53ZM86 3V2H85ZM101 3V4H102ZM144 3V4H145ZM165 3H167V2H165ZM181 3V2H180ZM206 3V2H205ZM15 4V6L17 7V5H16V3H14ZM48 4V3H47ZM82 4L84 5V7H85V10L83 9L84 7L82 6ZM96 4H98V3H96ZM101 4H99V6L101 5ZM139 4V2L137 3V5ZM148 4V3H147ZM184 4V3H183ZM259 4V3H258ZM261 4V3H260ZM13 5V3L11 4V6ZM39 5V4H38ZM39 5V6H40ZM45 5H46V3H45ZM55 5H57V4H55ZM166 5H168V4H166ZM175 5V4H174ZM198 5V4H197ZM196 5V6H197ZM200 5V4H199ZM202 5V4H201ZM200 5V6H201ZM209 5V4H208ZM224 5V4H223ZM10 6V7H11ZM29 6V5H28ZM28 6H26L27 8H28ZM38 6V7H39ZM102 6V5H101ZM145 6V5H144ZM158 6V5H157ZM172 6V5H171ZM241 6V5H240ZM13 7V6H12ZM11 7V8H12ZM163 7V6H162ZM166 7V6H165ZM174 7V6H173ZM173 7H170V9L171 8H173ZM203 8H204V6H202ZM201 7V8H202ZM263 7V6H262ZM60 8H62V9H60ZM121 8L122 9H124L125 8V11H126V13H127V16L125 15V17H123V19H126V21H125V24H124V22L122 23V28L121 27H119V25H118V22L119 21H117V16H118V13H119V10H120V15H121ZM143 8V7H142ZM181 8V7H180ZM14 9V8H13ZM15 9H17V8H15ZM14 9V10H15ZM95 9V8H94ZM137 9V8H136ZM160 9V8H159ZM162 9V8H161ZM168 9L169 8H167L166 10L168 11ZM26 10H28V9H25V11ZM144 10V9H143ZM176 10V9H175ZM180 10V9H179ZM228 10V9H227ZM2 11V10H1ZM21 11V10H20ZM146 11V10H145ZM164 11V13H165V9L163 10ZM166 11V12H167ZM226 11V10H225ZM262 11V10H261ZM4 12H5V10H4ZM10 12V11H9ZM42 12V11H41ZM87 12V11H86ZM89 12V11H88ZM87 12V13H88ZM94 12V11H93ZM255 12H259L258 10H256ZM3 13V12H2ZM1 13V14H2ZM8 13V12H7ZM11 13H13V11L11 12ZM45 13H47L46 11H45ZM125 13V12H124ZM123 13V14H124ZM136 13V14H135ZM163 13V12H162ZM179 13V12H178ZM184 13V12H183ZM191 13V12H190ZM256 13V14H257ZM261 13V12H260ZM43 14V13H42ZM122 14V15H123ZM155 14V13H154ZM167 14V13H166ZM169 14V13H168ZM5 15V14H4ZM7 15V14H6ZM9 15V14H8ZM119 15V16H120ZM175 15H176V12H175ZM174 15V16H175ZM191 15V14H190ZM226 15V14H225ZM14 16H15V14H14ZM21 16V15H20ZM84 16H88V15H86V13H85V15ZM96 16V15H95ZM167 16V15H166ZM230 16V15H229ZM2 17V15L0 16V18ZM5 17H7V16H5ZM11 17V16H10ZM22 17V18H23ZM44 17V18H43ZM89 17V16H88ZM158 17V16H157ZM165 16L163 15V18H164ZM257 17V16H256ZM262 17V16H261ZM3 18V17H2ZM17 18V17H16ZM119 18V17H118ZM154 18H155V16H154ZM161 18V17H160ZM171 18V17H170ZM196 18V17H195ZM252 18V17H251ZM263 18H264V16H263ZM21 19V18H20ZM86 19H87V17H86ZM168 19V18H167ZM166 18H165V20H167ZM237 19V18H236ZM259 19V18H258ZM262 19V18H261ZM1 20V19H0ZM8 20V19H7ZM11 20H13V19H11ZM11 20L10 21H8V22H11ZM18 20V19H17ZM24 20V19H23ZM82 20H83V22H82ZM143 20V19H142ZM255 20V19H254ZM257 20V19H256ZM19 21V20H18ZM120 21H122V18L120 19ZM137 21V20H136ZM151 21V20H150ZM170 22H171V20H169ZM173 21V20H172ZM178 21V20H177ZM231 21V20H230ZM20 22V21H19ZM25 22V21H24ZM24 22H23V26L25 25L26 26V23L24 24ZM165 21H163V23H164ZM176 22V21H175ZM200 22V21H199ZM219 22V21H218ZM234 22V21H233ZM255 22V21H254ZM1 23V22H0ZM6 23V22H5ZM12 23V22H11ZM21 23H22V21H21ZM141 23V22H140ZM144 23V22H143ZM187 23V22H186ZM189 23V22H188ZM84 24H85V22H84ZM120 24H121V22H120ZM146 24V23H145ZM168 24V23H167ZM166 24V25H167ZM170 24V23H169ZM169 24H168V26H169ZM173 24H174V22H173ZM172 24V25H173ZM203 24V23H202ZM233 24V23H232ZM241 24V23H240ZM256 24V23H255ZM262 24H264V23H262ZM262 24H261V26H262ZM1 25V24H0ZM2 25H5L4 23L2 24ZM93 25V26H94ZM152 25V24H151ZM172 25L170 24V28L169 29H171V28H174V27H172ZM181 25V24H180ZM221 25V24H220ZM248 25V24H247ZM19 27V25L17 24L16 25V27ZM20 26H21V24H20ZM24 26V27H25ZM81 26V27H80ZM168 26H167V28H168ZM178 25H176V27H177ZM189 26V25H188ZM209 26V25H208ZM226 26V25H225ZM246 26V25H245ZM252 26V25H251ZM250 26V27H251ZM256 26V25H255ZM2 27V26H1ZM80 27V28H79ZM83 27H85V28H83ZM145 28H147L146 26H144ZM151 27V26H150ZM200 27V26H199ZM224 27V26H223ZM254 27V26H253ZM4 28V27H3ZM26 28V27H25ZM24 28V29H25ZM149 28V27H148ZM205 28V27H204ZM239 28V27H238ZM264 28V27H263ZM263 28H261V29H263ZM8 29V28H7ZM37 29H40V31L39 30H37ZM140 29V28H139ZM143 30H144V28H142ZM150 29V28H149ZM153 29V28H152ZM164 29L165 28H163V31H164ZM175 29V28H174ZM177 29V28H176ZM222 29V28H221ZM14 30H15V28H14ZM18 30V29H17ZM27 30V29H26ZM37 30V31H36ZM155 30V29H154ZM153 30V31H154ZM159 30V33H161L160 32V29H158ZM172 30V29H171ZM177 30H179V28L177 29ZM182 30V29H181ZM181 30H179V32H182ZM184 30V29H183ZM204 30V29H203ZM219 30V29H218ZM243 30V29H242ZM9 31H11V30H9ZM20 31H22V29L20 30ZM19 31V32H20ZM36 31V32H35ZM145 32H146V30H144ZM151 31V30H150ZM150 31H148V32H150ZM162 31V30H161ZM167 31V30H166ZM233 31V30H232ZM245 31V30H244ZM250 31H251V29H250ZM155 32V31H154ZM178 32V33H179ZM191 32V31H190ZM263 32V31H262ZM9 33V32H8ZM24 33H25V31H24ZM183 33V32H182ZM223 33V32H222ZM252 33V32H251ZM15 34V33H14ZM26 34V33H25ZM151 34V33H150ZM150 34H148V35H150ZM161 34H163V33H161ZM218 34V33H217ZM230 34V33H229ZM232 34V33H231ZM240 34V33H239ZM238 34V35H239ZM254 34V33H253ZM9 35V34H8ZM11 35V34H10ZM13 35V34H12ZM165 35H167L166 34V32H165ZM169 35V34H168ZM194 35V34H193ZM251 34H249V36H250ZM260 35H262V34H260ZM162 36V35H161ZM164 36V35H163ZM172 36H173V33H172ZM211 36V35H210ZM255 36V35H254ZM256 36H257V34H256ZM264 36V35H263ZM9 37V38H10ZM26 37V36H25ZM24 37V38H25ZM148 37V36H147ZM155 37V36H154ZM165 37V36H164ZM163 37V38H164ZM169 37V36H168ZM167 37V38H168ZM231 37V36H230ZM242 37V36H241ZM18 38V39H17ZM39 38V39H38ZM152 38V37H151ZM163 38H161V39H163ZM176 39L178 38V37H175ZM207 38V37H206ZM211 38V37H210ZM227 38H228V35H227ZM259 38V37H258ZM28 39H32V38H28ZM149 39V38H148ZM154 39V38H153ZM160 39V37L158 38V40ZM185 39V38H184ZM203 39H204V37H203ZM222 39V38H221ZM235 39V38H234ZM164 40V39H163ZM181 40V39H180ZM207 40V39H206ZM217 40V39H216ZM224 40V39H223ZM226 40V39H225ZM224 40V41H225ZM255 40V39H254ZM253 40V41H254ZM257 40V39H256ZM23 41H25L24 39H23ZM162 41V40H161ZM179 41V40H178ZM214 40H212V42H213ZM220 41V40H219ZM230 41V40H229ZM27 42V41H26ZM37 42V41H36ZM195 42V41H194ZM208 42H209V40H208ZM217 42V41H216ZM25 43V42H24ZM28 43V42H27ZM152 43V42H151ZM163 43V42H162ZM176 43V42H175ZM175 43H173V44H175ZM219 43V42H218ZM149 44H150V42H149ZM161 44V43H160ZM181 44V43H180ZM217 44V43H216ZM230 44V43H229ZM235 44V43H234ZM164 45V44H163ZM169 45V44H168ZM186 45V44H185ZM199 45V44H198ZM218 45H220V43L218 44ZM231 45V44H230ZM181 46V45H180ZM187 46V45H186ZM206 46V45H205ZM223 45H221V47H222ZM220 47V46H219ZM168 48V47H167ZM166 48V49H167ZM178 48V47H177ZM186 48V47H185ZM188 48V47H187ZM170 49H171V47H170ZM211 49V48H210ZM233 49V48H232ZM168 50H169V48H168ZM167 50V51H168ZM207 50V49H206ZM223 50V47H222V49L220 50V51H222ZM227 50V49H226ZM2 51L0 52V59H2L3 60V56H2ZM176 51V50H175ZM211 51V50H210ZM178 52V51H177ZM185 52H186V50H185ZM184 52V53H185ZM188 52V51H187ZM207 52H208V50H207ZM90 53H87V54H85L86 56L88 55V54H90ZM168 53H169V51H168ZM176 53V52H175ZM206 53V52H205ZM171 54H173V52L171 53ZM194 54V53H193ZM14 55V56H15ZM84 55V56H85ZM167 55V54H166ZM173 55H175V54H173ZM173 55L171 56V57H173ZM178 55V54H177ZM184 55V54H183ZM191 55V54H190ZM202 55H203V53H202ZM218 55V54H217ZM83 56V57H84ZM91 56V55H90ZM89 56V57H90ZM192 56V55H191ZM204 56V55H203ZM209 56V55H208ZM3 57V58H2ZM5 57H7V56H5ZM13 57V56H12ZM89 57H87V58H89ZM183 57V56H182ZM184 57H186V56H184ZM201 57V56H200ZM26 58V59H27ZM145 58V59H146ZM174 58V57H173ZM196 58V57H195ZM213 58V57H212ZM227 58V57H226ZM13 59V58H12ZM139 59H141V58H139ZM172 59V58H171ZM181 59H183V58H181ZM188 59V58H187ZM193 59V58H192ZM221 59V58H220ZM223 59V58H222ZM81 60H83V59H81ZM80 60V61H81ZM87 60V59H86ZM85 60V61H86ZM148 60H146V61H148ZM168 60H169V58H168ZM173 60V59H172ZM175 60V59H174ZM195 60V59H194ZM76 61V63L75 64H78V62ZM170 61V60H169ZM193 61V60H192ZM199 61V60H198ZM22 62V61H21ZM27 62H29V60L27 61ZM82 62V61H81ZM89 62V61H88ZM209 62V61H208ZM220 62V61H219ZM219 62H217V63H219ZM1 63H3L2 61H1ZM1 63H0V65H1ZM5 63V62H4ZM31 63V62H30ZM31 63V64H32ZM80 63V62H79ZM156 65V68L154 67V64ZM195 63H196V61H195ZM199 63V62H198ZM205 63V62H204ZM211 63V62H210ZM86 64V63H85ZM144 64V65H143ZM148 64V63H147ZM6 65V64H5ZM33 65V64H32ZM78 65H82L81 67L83 68V64H78ZM153 65V66H152ZM208 65V64H207ZM216 65V64H215ZM219 65V64H218ZM2 66H4V65H2ZM77 66V65H76ZM202 66V65H201ZM6 67V66H5ZM25 67V66H24ZM72 67H75V66H72ZM79 67V66H78ZM77 67V68H78ZM88 67V66H87ZM149 67V68H150ZM216 67V66H215ZM9 69H10V67H8ZM32 68V67H31ZM67 68V67H66ZM65 68V69H66ZM76 68V67H75ZM140 68V69H139ZM180 68V67H179ZM179 68H177L178 70H179ZM186 68H187V66H186ZM205 68H208V67H205ZM36 69V68H35ZM69 69V68H68ZM81 69V68H80ZM151 69V68H150ZM183 69V68H182ZM182 69H180V71L182 70ZM198 69V68H197ZM196 69V70H197ZM204 69V68H203ZM202 68H201V70H203ZM219 69V68H218ZM18 70H20V69H18ZM71 70V69H70ZM82 70V69H81ZM84 70V69H83ZM85 70H87V68L85 69ZM121 70H123V69H121ZM132 70V71H131ZM157 70V69H156ZM187 70V69H186ZM189 70V69H188ZM192 70V69H191ZM199 70V69H198ZM200 70V71H201ZM208 70V69H207ZM206 70V71H207ZM213 69H211V71H212ZM2 71V70H1ZM31 71V70H30ZM34 71H36V70H34ZM38 71V70H37ZM65 71V70H64ZM64 71H56V72H58V74H59V72H62L63 73V76H67V74L69 73H67V74H65L64 73ZM78 71H80L79 69H78ZM151 71V70H150ZM154 70H152L151 72H153ZM158 71V72H159ZM190 71V70H189ZM215 71H217V70H215ZM214 71V72H215ZM10 72V71H9ZM12 72V71H11ZM55 72V73H56ZM70 72H72V71H70ZM81 72V71H80ZM78 73L77 72V74H80L81 75V77L83 76L82 75V73ZM88 72V73H89ZM144 72H146L145 74H144ZM155 72V71H154ZM182 72V71H181ZM184 72V71H183ZM188 72V71H187ZM186 72V73H187ZM197 72V71H196ZM213 72V71H212ZM2 73V72H1ZM23 73H25V72H23ZM32 73V72H31ZM31 73H28V75L29 74H31ZM34 73V72H33ZM37 73V72H36ZM73 73V72H72ZM71 73V74H72ZM123 73V72H122ZM160 73V72H159ZM193 73V72H192ZM220 73V72H219ZM15 74V73H14ZM22 74V73H21ZM39 74H41V73H39ZM38 74V75H39ZM43 74V73H42ZM61 74V73H60ZM59 74V75H60ZM65 74V75H64ZM142 74V73H141ZM149 74H151V73H149ZM149 74L147 75V77H152L151 75L149 76ZM221 74V73H220ZM219 74V75H220ZM73 75V74H72ZM76 75V74H75ZM88 75V74H87ZM139 75V74H138ZM190 75H192V74H190ZM208 75L210 76V74L208 73ZM213 75V74H212ZM22 76V75H21ZM20 76V77H21ZM34 76V75H33ZM33 76H31V77H33ZM40 77H41V75H39ZM54 76H56V75H54ZM62 76V75H61ZM70 76V75H69ZM77 76V75H76ZM89 76V75H88ZM141 76V75H140ZM205 76H207V73H206V75ZM209 76H208V79H209ZM220 76H222V75H220ZM11 77V76H10ZM13 77V76H12ZM15 77V76H14ZM23 77V76H22ZM45 77V76H44ZM51 77V76H50ZM50 77H48L49 79H50ZM57 77V76H56ZM79 77V76H78ZM85 77V76H84ZM145 77V76H144ZM156 77H154V78H156ZM182 77V78H181ZM186 77V76H185ZM189 77V76H188ZM227 77V76H226ZM37 78V77H36ZM55 78V77H54ZM63 78V77H62ZM72 78V77H71ZM120 78V77H119ZM124 78V77H123ZM153 78V77H152ZM154 78L152 79V81L154 80ZM190 78H191V76H190ZM222 78V77H221ZM227 78H230V77H227ZM9 79V78H8ZM26 79V78H25ZM31 79H33V78H31ZM39 79V78H38ZM41 79V78H40ZM52 79V78H51ZM58 79L59 80H62V82H61V84L62 85H58V84H56L55 82H54V80H49L50 82H48V84L49 85H47L48 86V90H47V92L50 94V96L52 97V96H55V99L57 100V97L59 98V96L60 95H62L63 93V88H64V84L66 83V81H67V79L65 78V82L63 81V79H61V78H59L58 77ZM70 79V78H69ZM73 79V78H72ZM86 79V78H85ZM114 79V78H113ZM210 79H211V77H210ZM214 79V78H213ZM9 80H11V79H9ZM14 80V79H13ZM19 80V79H18ZM27 80H28V78H27ZM34 80V79H33ZM43 80H44V78H43ZM56 80V79H55ZM58 80V81H59ZM78 80V79H77ZM79 80H80V78H79ZM84 80V79H83ZM90 80H92V79H90ZM128 80H129V78H128ZM144 80V79H143ZM191 80V79H190ZM226 80V79H225ZM31 80L29 79L28 80V82H29V84L28 85H30L31 84V82H30ZM41 81V80H40ZM72 81V80H71ZM87 81V80H86ZM93 81V82H94ZM113 81V80H112ZM120 81V80H119ZM136 81V80H135ZM223 81V80H222ZM9 82V81H8ZM7 82V83H8ZM13 82V81H12ZM18 82H21V80L20 81H18ZM35 82V81H34ZM84 82V81H83ZM118 82V81H117ZM122 82V81H121ZM185 82H187V81H185ZM208 82V81H207ZM209 82H211V81H209ZM208 82V83H209ZM216 82V81H215ZM214 82V83H215ZM11 83V82H10ZM16 83V82H15ZM26 83V82H25ZM37 84H38V82H36ZM42 83V82H41ZM71 83V82H70ZM76 83V82H75ZM79 83H82L81 82V80H80V82ZM92 83V82H91ZM107 83V84H106ZM116 83V82H115ZM142 83V82H141ZM189 83H191V82H189ZM206 83V82H205ZM212 83V82H211ZM6 84V83H5ZM13 84V83H12ZM11 84V85H12ZM18 84V83H17ZM20 84V83H19ZM33 84H35V83H33ZM32 84V85H33ZM40 84V83H39ZM39 84H38V88H36L35 86H36V84H35V86L33 85L32 87L33 88H35L34 90H35V94H37L36 92H38L39 91ZM66 84H68V82L66 83ZM83 84V83H82ZM81 84V85H82ZM85 84V83H84ZM83 84V85H84ZM87 84H88V82H87ZM139 84V83H138ZM153 84V83H152ZM186 84H188V83H186ZM217 84V83H216ZM6 85H8V84H6ZM41 85V84H40ZM69 85H71V84H68V86ZM86 85V84H85ZM84 85V87H86ZM88 85H90V83L88 84ZM93 85V86H94ZM106 85V86H105ZM158 85L160 86V87H158ZM190 85V84H189ZM72 87H73V85H71ZM70 86V87H71ZM119 86H120V84H119ZM148 86V85H147ZM154 86V85H153ZM28 87H31V86H28ZM43 87H45L44 85H43ZM67 87V86H66ZM77 88V85L75 86V84H74V87L73 88ZM82 87V86H81ZM90 87V86H89ZM151 87V86H150ZM186 87V86H185ZM189 87V86H188ZM7 89H8V86L6 87ZM5 88V89H6ZM26 87H24L23 88V84H22V86L20 85V86H17V85H14V86H12V87H10L9 89H11L12 90V94L14 95V96H16V97H18V100L20 99V97L21 96H25L24 94L25 93H23L24 91L26 92V90H28V89H25ZM46 88V87H45ZM147 88V87H146ZM153 88V87H152ZM156 88V89H157ZM168 88H166V90L168 89ZM202 88V87H201ZM206 88H207V86H206ZM65 89V88H64ZM71 89V88H70ZM77 89H79V88H77ZM76 89V90H77ZM81 89V88H80ZM83 89V88H82ZM91 89V88H90ZM121 89V88H120ZM162 89V88H161ZM161 89H159V90H161ZM168 89V90H169ZM172 89H174V88H172ZM205 89V88H204ZM218 88H216V90H217ZM2 90H4V88L2 89ZM67 90H69L68 88H67ZM86 90V89H85ZM113 90H115L114 88H113ZM193 90V89H192ZM194 90H196V89H194ZM209 90V89H208ZM212 90H214V92L216 91L215 89H212ZM10 91V90H9ZM41 91V90H40ZM39 91V92H40ZM79 91V90H78ZM82 91V90H81ZM84 91V90H83ZM106 91H109L110 93H111V91H112V94H109V92H108V94H106L107 92ZM144 91V90H143ZM156 91V90H155ZM163 91H165L164 89H163ZM182 91H183V89H182ZM184 91H185V89H184ZM198 92H199V89L197 90ZM202 92H203V90H201ZM224 91V90H223ZM11 92V91H10ZM9 92V93H10ZM46 92V93H47ZM66 92V91H65ZM90 92V91H89ZM94 92V91H93ZM96 92V91H95ZM170 92V91H169ZM168 92V93H169ZM175 92V91H174ZM178 92V91H177ZM176 92V93H177ZM180 92V91H179ZM205 92V91H204ZM211 92V91H210ZM210 92H208V94L210 93ZM216 92H218V91H216ZM4 93V92H3ZM6 93V92H5ZM26 93H28V92H26ZM33 93V91L31 92V94ZM44 93H45V91H44ZM45 93V94H46ZM78 94H79V92H77ZM83 93V92H82ZM88 93V92H87ZM181 93V92H180ZM192 93H193V91H192ZM196 92H194L193 94H195ZM201 93V92H200ZM219 93V92H218ZM222 93V92H221ZM221 93H220V95H221ZM11 94V95H12ZM34 94V93H33ZM40 94V93H39ZM44 94V95H45ZM68 94V93H67ZM81 94V93H80ZM85 94V93H84ZM95 94V93H94ZM103 94V95H102ZM145 94V93H144ZM148 94V93H147ZM158 94V93H157ZM165 94V93H164ZM167 94V93H166ZM175 94V93H174ZM198 94V93H197ZM203 94V93H202ZM206 94H207V92H206ZM205 94V95H206ZM224 94V93H223ZM264 94V93H263ZM12 95V97H11V99L13 100L14 98H16V97H14ZM48 95V94H47ZM63 95H65V94H63ZM75 95H76V93H75ZM168 95V94H167ZM170 95V94H169ZM171 95H173L172 93H171ZM177 95V94H176ZM178 95H180L179 93H178ZM191 95V94H190ZM200 95V97H201V94H199ZM209 95H211V99H209L210 97L209 96H207V97H209L208 99H207V97L206 98H203V99H201L200 100V102H201V104H199L198 102H196V100L195 99H197L198 97L197 96H194V98L195 97H197V98H195L194 100H195V102H196V104L198 103L199 105H200V108L199 109H204L205 107H206V109H207V106H210L211 104H212V102L214 103L215 102V104H216V102H218L219 101V99H217V98H219L218 97V95L219 94H217V95H213L214 97L213 98H216L215 100L216 101H212V94H209ZM226 95V94H225ZM224 95V96H225ZM228 95V94H227ZM4 96V95H3ZM6 96V95H5ZM27 96V95H26ZM31 96V95H30ZM43 96V95H42ZM46 96V95H45ZM79 96V95H78ZM85 96H86V94H85ZM95 96V95H94ZM97 96V95H96ZM132 96V95H131ZM152 96V95H151ZM156 96V95H155ZM165 96V95H164ZM2 97V96H1ZM8 96H6V98H7ZM14 97V98H13ZM34 97V96H33ZM35 97H37L36 95H35ZM41 97V96H40ZM47 97V96H46ZM61 97V96H60ZM74 97V96H73ZM81 97V96H80ZM161 97V96H160ZM163 97V96H162ZM190 97V96H189ZM202 97H204V96H202ZM3 98V97H2ZM1 98V99H2ZM5 98V99H6ZM8 98H10V97H8ZM23 98V97H22ZM27 98H28V96H27ZM44 98V97H43ZM77 98V97H76ZM90 98H92V96L90 97ZM156 98V97H155ZM168 98V97H167ZM173 98H174V95H173ZM175 98H176V96H175ZM222 98V97H221ZM226 98V97H225ZM225 98H224V100H225ZM24 99V98H23ZM32 99H34V98H32ZM60 99L61 98H59V102H62V103H58V104H56L57 103V101H55L56 103H55V105L54 104H52L51 103V105L53 106V108H54V106H55V108H56V105L57 106H59V108L61 107V105H64V103L65 102H63L62 100L60 101ZM64 99H65V97H64ZM67 99V98H66ZM152 99V98H151ZM182 99V98H181ZM185 99V98H184ZM187 99V98H186ZM188 99H192V98H188ZM206 99H207V102L209 101V100H211V102L208 104L207 102H206ZM223 99V98H222ZM14 100H16L17 102H18V100L17 99H14ZM13 100V101H14ZM21 100V99H20ZM48 100V99H47ZM54 100V99H53ZM68 100V99H67ZM67 100H64V101H67ZM87 100V99H86ZM98 100V99H97ZM137 100V99H136ZM180 100V99H179ZM183 100V99H182ZM214 100V99H213ZM218 100V101H217ZM223 100V101H224ZM9 101V99L7 100V102ZM33 101V100H32ZM31 101V102H32ZM69 101V104H71V105H67V104H65L64 106V108L62 109V107L60 108L61 110L59 111V109H56L55 110V108H54V112H56L54 115H55V117L53 116V118H49L48 116H46V118L48 117V122L50 123V125H48L50 128H52L54 131L56 130L58 133H59V135H60V137L61 138H63L62 136H65L66 137V135H67V137L69 136V134H71L72 132H75L76 133V131L78 132V131H82V127H84L83 125H84V123L86 122V121H88V119H86V118H88L87 117V114L88 113H90L89 112V110H90V108H92V110H93V104L92 103H90V102H88V104H92L91 106L92 107H90V106H88L87 104V107H89V110H87V109H84V110H87L88 111V113L87 112H85V111H81V108L80 109H78L79 108V105H75V106H78V107H75L74 106V103L72 104L71 102H70V100H68ZM68 101H67V103H68ZM76 100H74V102H75ZM83 101H84V98H83ZM96 100H93L92 99V102H95ZM140 101V100H139ZM152 101V100H151ZM155 101V100H154ZM173 101V100H172ZM175 101H178L177 99L175 100ZM191 101V100H190ZM198 101V100H197ZM221 101V100H220ZM259 101V100H258ZM12 102V101H11ZM20 102V101H19ZM21 102H22V100H21ZM30 102V101H29ZM81 102V101H80ZM79 102V103H80ZM146 102V101H145ZM149 102H150V100H149ZM148 102V104H150V105H152V103H149ZM156 102V101H155ZM182 102V101H181ZM187 102H189L188 100H187ZM186 102V103H187ZM25 103H26V101H25ZM33 103H34V101L32 102V105H33ZM50 103V102H49ZM77 103H78V100H77ZM76 103V104H77ZM83 103V102H82ZM97 103V102H96ZM99 103V104H100ZM156 103H158V105L157 106H154L155 107V109H158V106H161L162 107V105H161V103L158 101V102H156ZM167 103H169V102H167ZM165 104V107H166V105H168V104ZM173 103H175V102H173ZM172 103V104H173ZM177 103H179V101L178 102H176V105H178ZM184 103V102H183ZM7 104V103H6ZM28 104V103H27ZM27 104H25V105H27ZM139 104V103H138ZM171 104V103H170ZM192 104H193V101H192ZM196 104H195V106H196ZM197 104V105H198ZM223 104V103H222ZM222 104H221V106H222ZM226 104V103H225ZM256 104V103H255ZM3 105V107H1ZM30 105V104H29ZM31 105V106H32ZM82 105H84V104H82ZM102 105H100V106H102ZM145 105H147V104H144V109L147 111L148 109L145 107ZM175 105V104H174ZM175 105V106H176ZM180 105H182V103L180 104ZM179 105V106H180ZM191 105V104H190ZM189 105V106H190ZM194 105V104H193ZM224 105V104H223ZM261 105V104H260ZM13 106V105H12ZM15 106V105H14ZM16 106H18V105H16ZM22 107H23V105H21ZM20 105H19V107H21ZM102 106V107H103ZM178 106V107H179ZM184 106H187L186 104L184 105ZM184 106H182V107H184ZM220 106V107H221ZM264 106V105H263ZM8 107H9V105H8ZM11 107V106H10ZM18 107V108H19ZM21 107V108H22ZM83 107V106H82ZM84 107H85V105H84ZM86 107V108H87ZM98 107V106H97ZM104 107H103V109H104ZM148 107H149V105H148ZM157 107V108H156ZM160 107V108H161ZM173 107V105L171 106V108ZM192 107V106H191ZM190 107V108H191ZM194 107V106H193ZM192 107V108H193ZM211 107V106H210ZM217 107V106H216ZM216 107H212V108H216ZM219 107V106H218ZM223 107V106H222ZM7 107L5 106V103L3 104H1V102H0V119L1 120H3V119H6L5 117L6 116H3V115H7L9 112H8V110L6 109ZM17 108V107H16ZM20 108V109H21ZM24 108V107H23ZM22 108V109H23ZM30 107H28V109H29ZM32 108V107H31ZM30 108V109H31ZM36 108V107H35ZM52 108V107H51ZM58 108V107H57ZM137 108L138 109H140V110H138V112H136L137 111ZM142 108V109H143ZM152 108H153V105H152ZM163 108H164V106H163ZM185 108V107H184ZM187 108H189V107H187ZM189 108V109H190ZM191 108V109H192ZM195 108V110L198 108V106H196V107H194ZM212 108H211V112L214 110H212ZM226 108V107H225ZM12 109V108H11ZM19 109V110H20ZM83 109V108H82ZM96 109V108H95ZM100 109V108H99ZM102 109V108H101ZM154 109V110H155ZM168 109V108H167ZM167 109H158L159 111L158 112H160V111H164V113L166 112V110ZM190 109V110H191ZM32 110V109H31ZM92 110H90V111H92ZM149 110H152L151 109V107L149 108ZM153 110V111H154ZM171 110V109H170ZM175 110V109H174ZM185 110H186V108H185ZM209 110V109H208ZM217 110V109H216ZM221 110V109H220ZM222 110H224V109H222ZM9 111H11V110H9ZM13 111V110H12ZM27 111V110H26ZM37 111V110H36ZM96 112L98 111V110H95ZM103 111H105V110H103ZM103 111H101V112H103ZM110 111V112H111ZM146 111H144V112H146ZM157 111V110H156ZM156 111H154V116L153 117H155V115H157L155 112ZM162 111V112H163ZM176 111H177V109H176ZM182 111H183V108H182ZM187 111V110H186ZM200 111V113H201V110H199ZM205 110H202V112H204ZM210 111V110H209ZM19 112V111H18ZM23 112V111H22ZM28 112V111H27ZM26 112V113H27ZM53 112V113H54ZM152 112V111H151ZM151 112L149 113V111L148 112H146L147 113V115H148V113H149V115L151 116V118H152V114H151ZM162 112H161V114H162ZM168 112H170V111H168ZM167 112V113H168ZM174 112V111H173ZM191 112L193 113V111L191 110ZM190 112V113H191ZM195 112H196V115H198L199 114V112L198 111H194V116H196L195 115ZM198 112V113H197ZM207 112V111H206ZM220 112H222V111H220ZM226 112V111H225ZM11 113V112H10ZM15 113V112H14ZM25 113V112H24ZM106 113V112H105ZM153 113V112H152ZM172 113V112H171ZM180 113H181V111H180ZM180 113H179V115H180ZM187 112H185V113H183L184 114V116H185V114H186ZM189 113V112H188ZM191 113V114H192ZM208 113V112H207ZM206 113V114H207ZM210 113V112H209ZM209 113H208V115H209ZM238 113H240V112H238ZM20 114V113H19ZM29 114V113H28ZM36 114V113H35ZM98 114V113H97ZM109 114V113H108ZM144 114V113H143ZM142 114V115H143ZM166 114V113H165ZM164 114V115H165ZM182 114V115H183ZM192 114V115H193ZM205 114V115H206ZM216 114V113H215ZM226 114V113H225ZM234 114H236V112L234 113ZM234 114H233V116H234ZM241 114V113H240ZM244 115H245V113H243ZM11 115V114H10ZM12 115H13V113H12ZM15 115H17V114H15ZM33 115V114H32ZM49 115V114H48ZM91 115V114H90ZM114 115H117V114H114ZM120 115V116H121ZM139 115V114H138ZM141 115V116H142ZM167 115H169V114H167ZM166 115V116H167ZM174 115H177V113L175 114L174 113ZM181 115V116H182ZM200 115V114H199ZM201 115H203V114H201ZM210 115H212V114H210ZM217 115V114H216ZM220 115V114H219ZM219 115H217L218 117H219ZM224 115V114H223ZM236 115H238V114H236ZM242 115V114H241ZM243 115V116H244ZM248 115V114H247ZM254 115V114H253ZM253 115H251V116H253ZM256 115V114H255ZM14 116V115H13ZM19 116V115H18ZM22 116V115H21ZM23 116H24V114H23ZM34 116H36V115H34ZM41 116V115H40ZM45 116V115H44ZM94 116V115H93ZM166 116H163L165 119H167L166 118ZM170 117H171V115H169ZM215 116V115H214ZM231 116V115H230ZM233 116H231V117H233ZM240 116V115H239ZM239 116L237 117V120L239 121ZM250 116V117H251ZM25 117V116H24ZM110 117H111V115H110ZM114 117H117L118 118V116H114ZM113 117V118H114ZM121 117V118H122ZM139 117V116H138ZM158 117H160L159 115L157 116V119H158ZM175 117V116H174ZM189 118L191 117V116H188ZM200 117V116H199ZM199 117H195V118H197L196 119V121L197 120H199L198 118ZM207 117V116H206ZM242 117V116H241ZM253 117H255V116H253ZM252 117V118H253ZM11 118V117H10ZM19 118V117H18ZM29 118H33V117H31L30 116V114H29ZM46 118L45 117H43V119L44 120H46ZM90 118V117H89ZM91 118H92V116H91ZM112 118V119H113ZM120 118V119H121ZM132 118H133V120H132ZM140 118V117H139ZM143 119H144V117H142ZM147 118V117H146ZM150 118V117H149ZM179 118H181V117H179ZM176 119V122H177V125H179L180 124V122H181V119ZM192 118V117H191ZM235 118V117H234ZM247 118V117H246ZM251 118V119H252ZM28 119V118H27ZM120 119H117V120H120ZM157 119H155V120H157ZM171 119H172V117H171ZM201 119V118H200ZM203 119V118H202ZM208 119H209V117H208ZM236 119V118H235ZM245 118H243V121H245L244 120ZM37 120H38V118H37ZM36 120V121H37ZM109 120V119H108ZM113 120H116V119H113ZM112 120V121H113ZM125 120H124V122H125ZM154 120V119H153ZM160 120V119H159ZM173 120H174V118H173ZM172 120V122H173V124H174V121ZM188 120V119H187ZM191 120V119H190ZM220 120V119H219ZM231 120V119H230ZM240 120H242V119H240ZM247 120V119H246ZM250 120V119H249ZM254 120V119H253ZM253 120H250V121H253ZM11 121V120H10ZM28 121V120H27ZM34 121H35V119H34ZM35 121V122H36ZM121 121V123H123V121H122V119L120 120ZM139 121V120H138ZM137 121V122H138ZM182 121H184V120H182ZM191 121H195V119L194 120H191ZM190 121V122H191ZM196 121H195V123H196ZM214 121V120H213ZM2 122V121H1ZM0 122V123H1ZM5 122V121H4ZM21 122V121H20ZM31 122V121H30ZM29 122V123H30ZM40 122H41V120H40ZM45 122V121H44ZM47 122V121H46ZM105 122H107V120H105ZM119 122V121H118ZM136 122V121H135ZM160 122V121H159ZM159 122H158V124H159ZM185 122V121H184ZM183 122V123H184ZM209 122V121H208ZM211 122H212V120H211ZM240 122H242V121H240ZM246 122V121H245ZM254 122V121H253ZM264 122V121H263ZM6 123H7V121H6ZM11 123V122H10ZM9 123V124H10ZM115 122L113 121V124H114ZM130 122H128V124H129ZM149 123V122H148ZM151 123H152V121H151ZM156 123V122H155ZM161 123V122H160ZM164 123H166V122H164ZM168 123V122H167ZM182 123V122H181ZM188 123H189V121H188ZM243 123V122H242ZM249 123V122H248ZM260 123V122H259ZM3 124V123H2ZM2 124H0V125H2ZM8 124V123H7ZM26 124H28V123H26ZM86 124V123H85ZM110 124H112V122L110 123ZM126 124H127V122H126ZM132 124H134V123H132ZM141 124V123H140ZM152 124H154V122L152 123ZM172 124V125H173ZM186 124V122L184 123V125ZM190 124V123H189ZM194 124V123H193ZM192 124V125H193ZM199 124V123H198ZM201 124V123H200ZM199 124V125H200ZM213 124V123H212ZM255 124V123H254ZM45 125H46V123H45ZM87 125V124H86ZM146 125V124H145ZM155 125V124H154ZM176 125V124H175ZM175 125H173V126H175ZM183 125V124H182ZM182 125L180 124V126H181V128H182ZM183 125V126H184ZM188 125V124H187ZM191 125V126H192ZM194 125H196V124H194ZM205 125H207V124H205ZM249 125V124H248ZM5 126H7L6 124H5ZM4 126V129L6 128ZM10 125H8V127H9ZM15 126H17V124L15 123ZM33 126V125H32ZM47 126V127H48ZM114 126V125H113ZM116 126V125H115ZM114 126V127H115ZM123 126V125H122ZM130 126V125H129ZM137 126V125H136ZM147 126H148V124H147ZM152 127H154L153 125H151ZM150 126V127H151ZM166 126V125H165ZM168 126V125H167ZM197 127H199L198 125H196ZM215 126V125H214ZM217 126V125H216ZM251 126V125H250ZM257 126V125H256ZM0 127H2V126H0ZM28 127V126H27ZM119 127H121V126H119ZM119 127L117 128V127H115L116 128V130L117 129H119ZM130 127H132V126H130ZM134 127V126H133ZM132 127V128H133ZM155 127H156V125H155ZM169 127H170V124H169ZM172 127V126H171ZM176 127V126H175ZM175 127L173 128V130H174V132L176 131V129H175ZM179 127V126H178ZM188 127H190V126H188ZM193 127V126H192ZM225 127V126H224ZM227 127V126H226ZM259 127V126H258ZM20 128H21V126H20ZM20 128H18V129H20ZM30 128V127H29ZM32 128H34V127H32ZM31 128V129H32ZM49 128V129H50ZM82 128V129H81ZM125 128V127H124ZM124 128H121V130L122 129H124ZM137 128V127H136ZM144 128H146V127H144ZM165 128V127H164ZM177 128V127H176ZM181 128H180V131H182L181 130ZM185 128H186V126H185ZM185 128H183V131H184V129ZM195 129H196V127H194ZM201 128V127H200ZM203 128H205L204 126H203ZM211 128H212V126H211ZM2 129V128H1ZM1 129H0V133H1ZM9 129H10V127H9ZM26 129V128H25ZM44 129H47L46 127L44 128ZM43 127H42V132H43ZM51 129V130H52ZM131 129V128H130ZM141 130H142V133H144L143 132V130H145V129H143L142 127L140 128ZM140 129H138V130H140ZM151 129V128H150ZM157 129V128H156ZM188 128H186V130H187ZM199 129V128H198ZM224 129V128H223ZM222 129V130H223ZM241 129V128H240ZM256 129H258V128H256ZM11 130V129H10ZM23 130V129H22ZM27 130V129H26ZM36 129H34L33 130V132L35 131ZM115 130V129H114ZM115 130V131H116ZM120 129L117 131L118 133H115V137H116V144L119 146V148H117V150H120V151H125V153L127 154V160H134V158H136V156H133L134 154H135V152L136 151H139V150H141V149H143L144 148V146L145 147H147V145H145V144H148L147 142H145V144H144V146H143V148H142V146L140 147V148H136L135 146H134V144L133 143H135V142H133L132 143V145H130L129 144V140H126V141H124V138H126V137H123L122 136V134L124 133V132H122ZM133 130H135V129H133ZM133 130H132V132H133ZM159 130V129H158ZM191 129L189 128V131H190ZM197 130V129H196ZM202 130V129H201ZM205 131H206V129H204ZM210 130V129H209ZM215 130V129H214ZM239 130V129H238ZM5 131H7V135L9 134L8 133V130H4L3 131V129H2V133L0 134V264H16L17 262H19L20 263V261L22 262V261H25L26 263H31V264H72V261H71V263H70V261H68L67 262V260L68 259H66L65 257L66 256H64V252L62 253L61 251H60V249H62V248H59L58 246V244H57V241H59V238H55V236H58L56 233V235L53 237V235H54V233L52 234L50 231L52 230V228L50 229V227H49V232L51 233V235L49 236V234H47V235H43L42 233H40L39 231H40V229H39V231H38V229H36L35 227V222L37 221H35V216H36V214H35V210H36V208L35 207H33V204L35 203V199L37 198H32V196L30 197V198H32L31 200L30 199H28V200H30L31 202L32 201H34L33 203H31V202H29L30 204H32V207L33 208H35V210L33 209V208H31L30 207V204H28V202H26L27 204H28V206H27V208L28 209H30V210H27V212H24V214L22 213V209H21V207L23 208V207H25V205H26V203H24L23 201H22V199L21 198H23L22 196H20V194L18 193V191H17V189L19 188V183H20V181H19V179H17V181H18V188H15V181H16V179H14V182H13V179L12 178H14V176L12 177V176H9V172H8V170L10 171V168L8 167V162H7V158L8 159H12V158H10L9 156H10V154L9 153H11V152H9V144H11L12 142H10V140L9 141H6V138H5V135L6 134H3V133H5ZM21 131V130H20ZM30 131V130H29ZM38 131V130H37ZM37 131H36V134H39V133H42L41 131H39L38 133H37ZM47 131H50V130H47ZM148 131V130H147ZM150 131H152V130H150ZM178 131V130H177ZM198 131V130H197ZM200 131V130H199ZM203 131V130H202ZM216 131V130H215ZM232 131V130H231ZM17 132V131H16ZM19 132V131H18ZM25 132V131H24ZM28 132V131H27ZM32 132V131H31ZM83 132V131H82ZM122 132V133H121ZM137 132V131H136ZM141 132V131H140ZM161 132V131H160ZM164 132V131H163ZM166 132V131H165ZM191 132H194V129L191 131ZM235 132V131H234ZM29 133V132H28ZM35 133V132H34ZM51 133V132H50ZM81 133V132H80ZM154 133V132H153ZM152 133V134H153ZM175 133H177V132H175ZM175 133H174V136H175ZM182 132H180V134H181ZM187 134H188V132H186ZM211 133V132H210ZM209 133V134H210ZM248 133V132H247ZM250 133H252V132H250ZM21 134H22V132H21ZM44 134V133H43ZM48 134V133H47ZM46 133H45V135H47ZM56 134V133H55ZM73 134L74 133H72V136H73ZM129 134H131V133H129ZM136 134V133H135ZM137 134H139V133H137ZM146 134H147V132H146ZM149 134H150V132H149ZM156 134V133H155ZM167 134V133H166ZM170 134H171V130H170ZM177 134H179V133H177ZM197 135V133L196 132H194V134H192L191 136H193L194 137V135ZM206 134H207V131H206ZM219 134V133H218ZM6 135V136H7ZM18 135V134H17ZM24 135V134H23ZM23 135L21 136V137H23ZM28 135H30V133L28 134ZM27 135V136H28ZM49 135V134H48ZM53 135V134H52ZM76 135H77V133H76ZM84 135V134H83ZM117 135V136H116ZM140 135V134H139ZM159 135H160V133H159ZM190 135V134H189ZM195 135V136H196ZM223 135V134H222ZM251 135V134H250ZM254 135V134H253ZM9 136V135H8ZM26 136V137H27ZM31 136L33 137V139L31 138ZM30 136V139H28L27 140V138H26V140H25V138L23 137V138H21V137H19L18 136V139H16L15 141V144L14 145H16V146H18V147H20V148H23V147H29V148H31L32 150L33 149H35V148H33V147H37V146H41V143H43V141H44V143H45V141L46 142H49L48 141V139L47 140H44V138H42V136H41V138H42V142H40V140H38L39 139V137L38 136H33V135H31ZM50 136V135H49ZM79 136V135H78ZM88 136V135H87ZM104 136V135H103ZM103 136H100V137H102L101 138V140L103 139ZM129 136H131V135H129ZM133 136H134V134H133ZM142 136V135H141ZM147 136V135H146ZM155 136V135H154ZM178 136H180L181 137V135H178ZM215 136V135H214ZM227 136H229V135H227ZM246 136V135H245ZM244 136V137H245ZM248 136V135H247ZM13 137V136H12ZM15 138H16V136H14ZM59 136L57 135V138H58ZM59 137V139L57 140V141H55L54 139L56 138H54L53 140L55 141H53L52 139H51V142H54L55 144L57 143V142H62L63 140H64V142L63 143H65L66 144V141L67 140H69V138L68 139H61ZM66 137V138H67ZM71 137V136H70ZM110 136H108L107 138H109ZM113 137V136H112ZM150 137V136H149ZM186 137V136H185ZM198 137H200L201 138V136H199L198 135ZM210 137V136H209ZM251 137V136H250ZM249 137V138H250ZM7 138H9V137H7ZM28 138H29V136H28ZM46 138H47V136H46ZM45 138V139H46ZM50 138V137H49ZM56 138V139H57ZM73 138V137H72ZM81 138V137H80ZM85 138H87V137H85ZM106 138V139H107ZM127 138H129V137H127ZM136 138H138V135H137V137ZM139 138H140V136H139ZM142 138V137H141ZM140 138V139H141ZM148 138V137H147ZM151 138V137H150ZM152 138H154L153 137V135H152ZM151 138V139H152ZM156 138H157V136H156ZM167 138V137H166ZM169 138V137H168ZM177 138V137H176ZM214 138V137H213ZM218 138V137H217ZM225 138V137H224ZM228 138V137H227ZM11 139V138H10ZM74 139V138H73ZM90 139H92V138H90ZM97 138H95V140H96ZM113 139V138H112ZM135 139V138H134ZM143 139H144V137H143ZM146 139V138H145ZM144 139V140H145ZM158 139V138H157ZM172 139V138H171ZM245 139V138H244ZM248 138H246V140H247ZM50 140V139H49ZM60 140V141H59ZM71 140V139H70ZM87 140V139H86ZM100 140V141H101ZM105 140V139H104ZM110 140H111V138H110ZM114 140H115V138H114ZM149 140V139H148ZM163 140H164V138H163ZM166 140V139H165ZM174 140V139H173ZM191 140H193V138L191 139ZM198 140H199V138H198ZM222 140V139H221ZM229 140H231L230 138H229ZM250 140V139H249ZM254 140H256V139H254ZM13 141V140H12ZM85 141V140H84ZM89 141V140H88ZM87 141V142H88ZM118 141V142H117ZM131 141H133V138H132V140ZM146 141V140H145ZM155 141V140H154ZM171 141V140H170ZM194 141L196 142V139H194ZM203 141H204V138H203ZM206 141V140H205ZM234 141V140H233ZM248 141V140H247ZM251 141V140H250ZM252 141H253V139H252ZM8 142V143H7ZM10 142V143H9ZM68 142V141H67ZM72 142V141H71ZM91 142H93L92 140H91ZM90 142V143H91ZM97 142H98V139H97ZM109 142V141H108ZM108 142L106 141V143L108 144ZM137 142H139V141H137ZM156 142H157V140H156ZM180 142H184L183 140H179V143ZM188 143L190 142V141H187ZM198 142H200V140L198 141ZM208 142H209V140H208ZM14 143V142H13ZM50 143V142H49ZM53 143V144H54ZM59 143H57L58 144V146H59ZM61 144V145H63L64 146V144ZM110 143H115V142H113V141H110ZM140 143H144V142H140ZM139 143V144H140ZM154 143V142H153ZM159 143H160V141H159ZM169 143V142H168ZM185 144H187L186 142H184ZM191 143V145L190 144H187V145H190V146H192L193 147V150H194V147L195 148H197V144L196 143H192V142H190ZM207 143V142H206ZM215 143H217V142H215ZM221 143V142H220ZM223 143V142H222ZM242 143V142H241ZM243 143H244V141H243ZM247 143H249V142H247ZM252 143V142H251ZM256 143V142H255ZM8 144V145H7ZM46 144V143H45ZM50 144H52V143H50ZM53 144L51 145V146H53ZM56 144V145H57ZM102 145H104V148H106V147H109V150H110V147H113V145L115 146V144H113V145H108L107 146V144H106V146H105V143L103 144V143H101ZM101 144H99L98 146L100 147V145ZM139 144L137 143V146H139ZM150 144V143H149ZM161 144V143H160ZM166 144V143H165ZM172 144H173V142H172ZM176 144V146L177 147H175V148H178V146H179V148H181L182 147V145H181V143L180 144H178V143H175ZM194 144L196 145V146H194ZM210 144H211V146H213L212 145V143L210 142ZM225 144V143H224ZM238 144V143H237ZM12 145V144H11ZM55 145V146H56ZM67 145H69V143L67 144ZM66 145V146H67ZM82 145H83V143H82ZM87 145H88V143H87ZM91 145V144H90ZM136 145V144H135ZM159 145V144H158ZM162 145V144H161ZM167 145V144H166ZM166 145H165V147H166ZM170 145V144H169ZM198 145H199V143H198ZM209 145V144H208ZM219 145V144H218ZM218 145H217V147H218ZM221 145V144H220ZM219 145V146H220ZM226 145H228L229 146V144H226ZM239 145V144H238ZM237 145V146H238ZM243 145V144H242ZM246 145V144H245ZM249 144H247V146H248ZM42 146H44V144L42 145ZM48 146V145H47ZM50 146V145H49ZM50 146V147H51ZM54 146V147H55ZM58 146H57V148H58ZM84 146V145H83ZM97 146V147H98ZM151 146V145H150ZM155 146V145H154ZM172 146V145H171ZM181 146V147H180ZM186 145H184V147H185ZM203 145H202V143L200 142V145H199V147L201 148ZM206 146H207V144H206ZM210 146V147H211ZM222 146L224 147V145L222 144ZM232 146V145H231ZM254 146H256V145H254ZM11 147V146H10ZM68 147V146H67ZM80 147H82L81 145H80ZM98 147V148H99ZM115 147H117V146H115ZM159 147H161V146H159ZM164 147V146H163ZM163 147H162V149H163ZM173 147V148H174ZM183 147V148H184ZM198 147V148H199ZM204 147V146H203ZM216 147V146H215ZM246 147V146H245ZM14 148V147H13ZM12 148V149H13ZM39 148H41V147H39ZM38 148V149H39ZM44 148V147H43ZM48 148V147H47ZM53 148V147H52ZM64 148V147H63ZM66 148V147H65ZM86 148V147H85ZM89 148V147H88ZM97 148V149H98ZM103 148V149H104ZM149 148V147H148ZM148 148H146V149H148ZM167 148H169V147H167ZM178 148V149H179ZM206 148V147H205ZM205 148H204V152H206L205 151ZM212 148V147H211ZM211 148H209V149H211ZM238 148V147H237ZM242 148H244V147H242L241 146V148H240V151H241V149ZM249 148H250V151H249ZM260 148V147H259ZM30 149V150H31ZM60 149H62V148H60ZM91 149V148H90ZM112 149V148H111ZM114 149V148H113ZM153 149V148H152ZM177 149V150H178ZM185 149H188V148H185ZM201 149H203V148H201ZM227 149V148H226ZM27 150H29V149H27ZM29 150V151H30ZM52 150V149H51ZM94 150V149H93ZM101 150V151H100ZM100 150L98 149V151L97 152H102V148H100ZM105 150H107V148L105 149ZM108 150V151H109ZM115 150H116V148H115ZM144 150V149H143ZM142 150V151H143ZM150 150H151V148H150ZM150 150L148 151V153L150 152ZM166 150V149H165ZM169 150V149H168ZM175 150V149H174ZM180 151H182L181 149H179ZM192 150V155H194L193 154V152H195V155H198L197 153V151L199 150H197V151H193ZM228 150V149H227ZM243 150V149H242ZM244 150H245V148H244ZM246 150H247V148H246ZM245 150V151H246ZM260 150H262L261 148H260ZM16 151H18V150H16ZM23 151V150H22ZM34 151V150H33ZM95 151H96V149H95ZM110 151H112V150H110ZM109 151V152H110ZM119 151V152H120ZM142 151H140V153L142 152ZM144 151H146V150H144ZM143 151V152H144ZM176 151V150H175ZM185 151V150H184ZM189 151V150H188ZM190 151H191V149H190ZM200 151H202V150H200ZM218 151V150H217ZM229 151H230V149H229ZM233 151H234V149H233ZM248 151L250 152V154H251V160H250V162H251V164H252V166L254 167V168H259V170H257V172L258 171H260L261 170V172L262 171H264V157H262V156H260L259 154V156L256 154V152H257V150H255V147H253V146H251V147H249L248 146ZM36 152V151H35ZM93 152V151H92ZM105 153H103V156L101 155L102 153H99L100 154V156H102V157H104V154L105 155H107L106 153V151H104ZM108 152V153H109ZM122 152H120V153H122ZM156 152V151H155ZM159 151H157V153H158ZM163 152H164V149H163ZM170 152H172V151H170ZM169 152V153H170ZM174 152V151H173ZM171 153V154H173L174 155V153ZM210 152V151H209ZM220 152H222V151H220ZM226 152V151H225ZM232 152V151H231ZM261 152V151H260ZM264 152V151H263ZM27 153V152H26ZM33 153V152H32ZM112 153H114V152H112ZM124 153V152H123ZM139 153V154H140ZM146 153V152H145ZM153 153V152H152ZM178 153H179V151H178ZM181 153V152H180ZM183 153V152H182ZM188 152H185L184 154H187ZM200 154H201V152H199ZM218 153V152H217ZM223 153V152H222ZM229 153V152H228ZM241 153V152H240ZM243 153V152H242ZM241 153V154H242ZM246 153H248V152H246ZM17 154V153H16ZM93 154V153H92ZM96 154V153H95ZM94 154V155H95ZM98 154V153H97ZM115 154H116V152H115ZM117 154H119V153H117ZM138 154V152L135 154V155H137ZM164 155H165V157H164V159L166 158L167 159V155H166V153H163ZM168 154V153H167ZM182 155L180 158H181V160L183 161V157H186L185 155ZM190 154V153H189ZM191 154H190V156H189V158L191 157ZM212 154H214V153H212ZM220 154V153H219ZM224 154V153H223ZM223 154H221V155H223ZM231 154V153H230ZM249 154V155H250ZM18 155V154H17ZM20 155V154H19ZM113 155V154H112ZM120 155V154H119ZM125 155V154H124ZM143 155V154H142ZM147 155V154H146ZM149 155V154H148ZM161 155H162V150H161ZM164 155H162V156H164ZM173 155H170L169 154V157H171V156H173ZM175 155H176V153H175ZM174 155V156H175ZM178 155V154H177ZM220 155V156H221ZM227 155V154H226ZM246 156H248L247 154H245ZM22 156V155H21ZM25 156V155H24ZM115 156H117V155H115ZM144 156H145V154H144ZM156 156H157V154H156ZM162 156H160L161 158H162ZM167 156V157H166ZM174 156L172 157V160H174L173 158H174ZM200 156V155H199ZM201 156L202 157H204L203 156V154H201ZM200 156V157H201ZM233 156H234V154H233ZM238 156V155H237ZM241 156V155H240ZM245 156V157H246ZM11 157H12V155H11ZM95 158H96V156H94ZM93 157V155H92V158H94ZM97 157H99V156H97ZM114 157V156H113ZM134 157V158H133ZM159 157V159L161 160V158ZM168 157V158H169ZM177 159L179 158V156L177 157V156H175ZM197 157V156H196ZM196 157H194L195 159H196ZM201 157V158H202ZM223 157V156H222ZM250 157V156H249ZM15 158V157H14ZM21 158V157H20ZM24 158V157H23ZM105 158V157H104ZM121 158H123V159H126V157L125 156H123L122 155V157ZM128 158H130V159H128ZM132 158V159H131ZM138 158H140V157H138ZM175 158V159H176ZM227 158H230V156L229 157H227ZM240 158V157H239ZM241 158H242V156H241ZM17 159H18V157H17ZM96 159H98V158H96ZM100 159H101V157H100ZM108 159H110V158H108ZM118 159H120V158H118ZM144 159V158H143ZM192 159H193V157H192ZM195 159L194 160H187V165L189 166V167H191V168H194L193 166H192V163L194 164V163H196V162H198L197 160L199 159L200 160V158L198 157L197 158V160H196V162H195ZM206 159H207V157H206ZM210 159H212V157L210 158ZM213 159H214V157H213ZM99 160V159H98ZM121 160V159H120ZM163 160V159H162ZM168 160V159H167ZM171 160V159H170ZM180 159H178V161L177 162H179L180 163V161H179ZM208 160V159H207ZM206 160V161H207ZM235 160V159H234ZM242 160V159H241ZM8 161H10V160H8ZM13 161H15V160H13ZM19 161V160H18ZM21 161V160H20ZM123 161H125V160H123ZM128 161V162H129ZM136 161V160H135ZM148 161V160H147ZM156 161H158L159 162V160H158V158H157V160ZM163 161H165V160H163ZM186 161V160H185ZM191 163H190V162ZM193 161V162H192ZM211 161V160H210ZM215 161V160H214ZM220 161V160H219ZM223 161H224V158H223ZM247 161V160H246ZM22 162V161H21ZM21 162H19V163H21ZM114 162H116V161H114ZM122 162V161H121ZM120 162V163H121ZM127 162V161H126ZM125 162V165H127L128 166V163H126ZM131 162V161H130ZM143 162V161H142ZM149 162V161H148ZM155 162V161H154ZM166 162V161H165ZM168 162H170V161H168ZM168 162H166V163H168ZM172 162V161H171ZM174 162H175V160H174ZM230 162H231V160H230ZM229 162V163H230ZM233 162V161H232ZM243 162H244V160H243ZM249 162V161H248ZM247 162V163H248ZM11 163V162H10ZM9 163V164H10ZM13 163V162H12ZM18 163V164H19ZM107 163V162H106ZM108 163H110V162H108ZM113 163V162H112ZM141 163V162H140ZM152 163V162H151ZM182 163V162H181ZM180 163V164H181ZM185 164H186V162H184ZM188 163H190V164H188ZM217 163H219L218 161H217ZM18 164L16 165V167L18 166ZM111 164V163H110ZM130 164V163H129ZM132 164V163H131ZM158 164V163H157ZM156 164V165H157ZM170 164V163H169ZM174 164L175 163H173V166H174ZM225 164V163H224ZM15 165V164H14ZM21 165H23V163L21 164ZM116 165V164H115ZM120 165V164H119ZM124 165V162H123V164L121 165V166H124V167H126ZM154 165H155V163H154ZM159 165V164H158ZM167 166H165V168L166 167H168L169 165L168 164H166ZM177 165V164H176ZM175 165V166H176ZM184 165V164H183ZM198 165V163H196V166ZM210 165V164H209ZM237 165V164H236ZM24 166V165H23ZM117 166H118V164H117ZM141 166V165H140ZM161 166V165H160ZM175 166H174V168L172 167V164H171V168H169L170 170L173 168L174 170H175ZM199 166V165H198ZM197 166V167H198ZM203 166V165H202ZM225 165H223V167H224ZM231 166V165H230ZM250 166V165H249ZM12 167H14V166H12ZM124 167H120V168H124ZM129 167V169H130V165L128 166ZM145 167V166H144ZM170 167V166H169ZM177 168L178 167H180L179 165L178 166H176ZM182 167V166H181ZM180 167V168H181ZM187 168V167H183L182 169H180L179 171H177V172H175L174 174H170L169 175V177H168V175L166 176V175H162V177H167V178H164V180L165 181H167L168 182V184H169V186L170 185H173V186H176V185H179V187H180V184H183L182 186H184V185H186L185 187L186 188H183V187H180V188H177L178 186H176V188H177V192L179 191L178 189H180V191H182V192H179V193H183V198L184 199H187V203H190L191 205H187V203H185V206L184 207H182V209H183V211L185 210V209H187L188 208V206H190V207H192V210L194 211V213L192 214H190L191 216H193L194 215V217L195 218H189V219H187V220H197V221H195V222H199V225H200V228H201V230H198V232L201 234V236H200V234H197V232L195 233L193 230H191L190 231V228H188L189 229V231L188 232H183L184 234H187V233H190V234H187V235H183L184 236V240H183V236H182V239H181V241L180 240H177L178 239V237H177V234L178 233H180V228H181V226L179 227V229L178 228H176L177 229V231L175 230V228H174V230L171 228V225H170V228L174 231V234H175V232L177 233L178 232V230H179V232L174 236V237H176V242H173V237L171 238V236H169L172 240L169 242V239L168 238H166V237H168V236H165V233H167V232H165L166 231V229H168L169 227V224H167L168 226H167V228H166V226L164 225V228H166L165 230H164V228H163V226H161L160 224L161 223H159L160 221H162L164 218H163V216L164 215H166V212L167 211H171L172 210V212L171 213H174V211H173V209H171V207H170V209L169 208H167V201L165 202H159V201H161L163 198H161V200L159 199V201L157 202L156 201V196H155V198H154V194H153V196H152V194L150 195L149 194V192H148V194H146L145 192H144V194H143V196H142V193H141V198H140V204L138 205L137 203H136V205L139 207L140 205H141V210H139V209H137V213H138V210H139V212L141 211V214L139 213L138 215H140V217L138 218V217H136V216H138V215H134V214H132V213H134L135 212V210H134V212H132L131 214L132 215H134L133 216V220L135 221V220H137V224L140 222V221H145V222H147V226L149 225V227H150V230H151V228H152V232H150L149 231V233H151V234H153V239L151 240V241H154V248L152 249L151 248V246H150V248L152 249V251L151 252H149L148 253V251H146L145 250V248H143L146 252H147V254H145V251H144V254H141L142 253V250L140 251L141 253H139L140 255H138V250H136L135 248H132V249H135V250H133V252H136V254H135V256H134V260L132 259V257H130L134 262H141V264H142V262L143 263H148V264H233V262H234V258H233V262H232V260H231V255H232V252L230 253L229 251H231V249H232V247L230 246V250L228 249V246L231 244L230 243V241H232V240H230L229 241V235H230V231L233 229V227H231L232 225V223H231V217H232V215H231V211H230V208H229V206H228V204L227 203H225L224 204V206H220L219 205V203L217 202V194H216V192H217V190H219V189H221L222 191H224V189H230L231 187L230 186H233V185H230L229 187H227L226 185L227 184H229V182L227 183V179H228V177L226 178V180H224V179H222V177H226V174L228 175V173H226L225 174V172H227V171H222V173L223 174H225V175H222V177H217L216 176V178H212V180H210L209 179V177H208V180L206 179H204V178H206L207 176L204 174V173H202V174H204L205 176H198L197 177V175H196V173H199V172H195V175H193V173H192V170H191V168ZM200 167V166H199ZM208 167V166H207ZM214 167V166H213ZM217 167V166H216ZM227 167H228V164H227ZM233 167V166H232ZM241 167V166H240ZM18 168V167H17ZM119 168V169H120ZM141 168V167H140ZM143 168V167H142ZM162 168H164L163 166H162ZM164 168V169H165ZM177 168H176V170H177ZM201 169L203 168V170L202 171H205V173L208 171H210V170H208V168H206V169H204V167H200ZM222 168V167H221ZM220 168V169H221ZM251 168V167H250ZM253 168V169H254ZM127 169V168H126ZM146 169H148V168H146ZM160 169V168H159ZM195 169V168H194ZM197 169H199V168H197ZM215 169V168H214ZM219 169V170H220ZM227 168H225V170H226ZM237 169V168H236ZM246 169V168H245ZM255 169V170H256ZM13 170V169H12ZM139 170V169H138ZM170 170H168L169 171V173H170ZM207 170V171H206ZM227 170H229V167H228V169ZM230 170H231V167H230ZM251 170H252V168H251ZM255 170H254V172H255ZM63 172H64V169L62 170ZM66 171V170H65ZM68 171V170H67ZM125 171V168H124V170H121V172H124ZM132 171H134V170H132ZM165 171H167V170H165ZM164 171V172H165ZM171 171H173V170H171ZM194 171H196V170H194ZM198 171V170H197ZM217 171V170H216ZM221 171V170H220ZM232 171V170H231ZM231 171L229 172V173H231ZM249 171V170H248ZM17 172V171H16ZM58 172V171H57ZM57 172H55V174H57ZM137 172V171H136ZM135 172V173H136ZM164 172H163V174H164ZM174 172V171H173ZM207 172V173H208ZM235 172H237V171H235ZM245 172V171H244ZM250 172V171H249ZM253 171H251L250 173H252ZM65 173V172H64ZM64 173H63V175H64ZM69 173V172H68ZM134 172H131V171H129L128 172V169H127V171H125L124 172V174H122V179L131 187H133V186H140L139 185V183H141L142 182V180H146L144 177L146 176V174L145 173H143V174H145V176L143 177L144 179H142L141 181H139V179H138V177H140V175L142 176V174L141 173H139L140 175L138 176V173L137 174H135ZM161 173H162V170H161ZM161 173H160V175H161ZM201 173V172H200ZM211 173V172H210ZM242 173H243V169H242ZM248 173V172H247ZM247 173H245V174H247ZM256 173V172H255ZM264 173V172H263ZM15 174V173H14ZM60 174V173H59ZM58 174V175H59ZM62 174V173H61ZM67 174V173H66ZM118 174V173H117ZM149 174V173H148ZM147 174V175H148ZM167 174H168V172H167ZM201 174V175H202ZM212 174H214V173H212ZM215 174H217L218 175V171H217V173H215ZM237 174H238V172H237ZM236 173H235V175H237ZM261 175H262V173H260ZM50 175V174H49ZM159 175V177H161ZM200 175V174H199ZM240 175V174H239ZM242 175V174H241ZM56 176V175H55ZM67 176V175H66ZM120 176V175H119ZM150 176V175H149ZM229 176V175H228ZM230 176H231V174H230ZM244 176V175H243ZM247 176V175H246ZM250 176V174H248V177ZM251 176H252V174H251ZM256 176V175H255ZM12 177V178H11ZM16 177V176H15ZM60 177L62 178V176L60 175ZM151 177H153L152 175H151ZM150 177V178H151ZM154 177H155V175H154ZM158 177V176H157ZM158 177V178H159ZM162 177H161V180H162ZM202 177V178H201ZM240 177V176H239ZM238 177V178H239ZM247 177V178H248ZM259 177H260V175H259ZM261 177H264V175L263 176H261ZM57 178H58V176H57ZM68 178V176L66 177V179ZM83 178V177H82ZM86 178V177H85ZM85 178H83V180L85 179ZM88 179H90L91 178V176H90V178L89 177H87ZM86 178V179H87ZM114 178V177H113ZM116 178V177H115ZM121 178V177H120ZM119 178V181H117V182H123L124 183V181L122 180L121 181V179ZM142 178V177H141ZM148 178V177H147ZM221 178V179H220ZM243 178H245V177H243ZM251 179H249V180H253L252 179V177H250ZM254 178H258V177H254ZM50 179V178H49ZM48 179V180H49ZM68 179H72V178H68ZM85 179V180H86ZM152 179V178H151ZM157 179V178H156ZM155 178L153 179V180H156ZM233 179H234V176H233ZM54 180V179H53ZM57 180V179H56ZM60 180V179H59ZM65 180V179H64ZM77 180V179H76ZM82 180V179H81ZM80 180V181H81ZM83 180H82V182L81 183H83ZM92 178L89 180L90 182H91V184H89L90 186L92 185V189L93 188H95V189H97V191H98V187L97 186H99L100 184H95V185H97L96 187H95V185H93V183H97L96 181H94V180H92ZM96 180V179H95ZM114 180V179H113ZM116 180V179H115ZM229 180V179H228ZM61 181V180H60ZM74 181V180H73ZM77 181H79V180H77ZM88 181V180H87ZM86 181V182H87ZM94 181V182H93ZM109 181H111V179L110 180H108V183H109ZM152 181V180H151ZM157 181V180H156ZM232 181V180H231ZM241 181V180H240ZM245 181H247V180H245ZM62 182V184L63 183H65V182H63V181H61ZM85 182V183H86ZM90 182H87L86 184H88V183H90ZM113 182V181H112ZM147 181H143V183H146ZM148 182H149V180H148ZM155 182V181H154ZM153 182V183H154ZM159 182H161L160 181V179H159ZM236 182V181H235ZM248 182V181H247ZM264 182V181H263ZM17 183V182H16ZM57 183V182H56ZM71 183V182H70ZM76 184H78V185H81V186H76V188H81V189H83L84 190V188L86 187L85 185H84V183H83V185L82 184H80V183H77V182H75ZM98 183H100V182H98ZM103 184L105 183V182H102ZM101 183V184H102ZM111 183V182H110ZM116 183V182H115ZM126 183H124V185L126 184ZM142 183V184H143ZM158 182H156V184H157ZM165 183V182H164ZM239 183V182H238ZM45 184V183H44ZM51 184V183H50ZM52 184H53V182H52ZM54 184H55V182H54ZM73 184V183H72ZM75 184V185H76ZM112 184V183H111ZM119 184H121V183H119ZM155 184V183H154ZM159 184H161V183H158L157 185H158V189L161 187V188H163L161 191L163 192V190H164V188H166V185L164 186V187H162V185L161 186H159ZM241 184V183H240ZM249 184V183H248ZM261 184V183H260ZM14 185V186H13ZM23 185V184H22ZM26 184H24L23 186H21L22 188L25 186ZM29 185V186H28ZM28 185H26L27 187H30L32 184H28ZM46 185V184H45ZM48 185V184H47ZM66 185V184H65ZM105 185V184H104ZM121 185H123V184H121ZM146 185H147V183H146ZM148 185H150V184H148ZM147 185V186H148ZM156 185V186H157ZM247 185V184H246ZM33 186V185H32ZM44 185H42V187H43ZM50 186V185H49ZM59 186V185H58ZM62 186V185H61ZM60 186V187H61ZM84 188H83V187ZM111 186V185H110ZM118 186V185H117ZM127 186V185H126ZM126 186H124V187H126ZM129 186H127V187H129ZM143 186H144V184L141 186V188L140 187H137V188H139V191H140V189H141V191H142V188H143ZM151 186H153V185H151ZM168 186V185H167ZM236 186V185H235ZM238 186V185H237ZM249 186V185H248ZM46 187V186H45ZM56 187H57V185H56ZM63 187H64V185H63ZM66 187H68V186H66ZM101 187H103L102 185H101ZM100 187V188H101ZM114 187V186H113ZM132 187L130 188V189H132ZM146 187V186H145ZM44 188V187H43ZM50 188V187H49ZM51 188H53V186L51 187ZM54 188H55V186H54ZM87 188V187H86ZM105 188V187H104ZM103 188V190L104 191H106L105 189L106 188H108V187H106L105 189ZM136 188V187H135ZM148 188V187H147ZM154 188V187H153ZM157 188V187H156ZM171 189H169V188H167L166 190H172V188L173 187H170ZM175 187L173 188L174 189V191H175V189H176ZM181 188H183L184 189V192H183V189L181 190ZM250 188H252V187H250ZM260 188V187H259ZM262 188H264V187H262ZM37 189V188H36ZM42 189V188H41ZM40 188H39V191L41 190ZM60 190H61V188H59ZM63 189V188H62ZM69 189V188H68ZM71 189V188H70ZM69 189V190H70ZM90 189V188H89ZM91 189V190H92ZM125 189V188H124ZM129 189V188H128ZM144 189V188H143ZM249 189V188H248ZM253 189V188H252ZM258 189V188H257ZM24 190H26V188L24 189ZM28 190H30V189H28ZM33 190H34V188H33ZM32 190V188H31V192L33 191ZM38 190V189H37ZM42 190H45V189H42ZM47 190V189H46ZM51 190V189H50ZM64 190H66V189H64ZM72 190V189H71ZM70 190V191H71ZM74 190V189H73ZM79 190V189H78ZM109 190H111V188H109ZM113 190V189H112ZM126 191H127V188L125 189ZM124 190V191H125ZM149 190H151V189H149ZM148 190V191H149ZM154 190V189H153ZM157 190V189H156ZM156 190H154V191H156ZM261 190V189H260ZM56 191V190H55ZM68 191V190H67ZM82 190H80V192H81ZM85 191V190H84ZM87 191H88V189H87ZM93 191V190H92ZM96 191V192H97ZM101 191H102V189H101ZM125 191V192H126ZM129 191V190H128ZM133 191H135L134 189H133ZM137 191V190H136ZM140 191V192H141ZM147 191V190H146ZM160 191V190H159ZM158 191V192H159ZM174 191H171V192H174ZM222 191L220 192V193H222ZM240 191V190H239ZM24 191H22V193H23ZM26 192V191H25ZM38 192V191H37ZM48 192V191H47ZM51 192V191H50ZM52 192H53V190H52ZM59 192V191H58ZM61 192H63V191H61ZM64 192H66V191H64ZM72 192V191H71ZM114 192H117L116 190L114 191H112V193H114ZM119 192V191H118ZM131 192V194H133L134 192H132V190L130 191ZM139 192V193H140ZM229 192V191H228ZM28 193V192H27ZM40 194H41V192H39ZM43 193V196H44V192H42ZM46 193V192H45ZM56 193H57V191H56ZM67 193V192H66ZM66 193H65V195H66ZM69 193V192H68ZM85 193V192H84ZM87 193V192H86ZM89 193H92L91 191L89 192ZM128 192H126V193H124V194H126V196H128V194H127ZM151 193V192H150ZM152 193H154V192H152ZM160 193V192H159ZM159 193H156L157 195L159 194ZM163 193H165V192H163ZM166 193H168V191H166ZM165 193V194H166ZM225 193V192H224ZM232 193V192H231ZM235 193V192H234ZM248 193H251V192H248ZM33 194V197H35L36 195V193L34 194V193H32ZM73 194V193H72ZM107 194V193H106ZM109 194V193H108ZM107 194V195H108ZM111 194V193H110ZM115 194V193H114ZM122 194H123V192H122ZM136 194H138V193H136ZM135 194V195H136ZM169 194H170V192H169ZM169 194H167V195H169ZM223 194V193H222ZM228 194V193H227ZM238 194V193H237ZM22 195V194H21ZM29 195V194H28ZM35 195V196H34ZM37 195H38V193H37ZM51 195V194H50ZM49 195V196H50ZM58 195V194H57ZM60 195V194H59ZM68 195V194H67ZM88 195V194H87ZM112 195V194H111ZM134 195V197L135 198H137V196H135ZM161 195V194H160ZM162 195H164V194H162ZM162 195H161V197H162ZM172 195H174V193L172 194L171 193V196ZM175 195H178L179 196V194L177 193H175ZM221 195V194H220ZM235 195V194H234ZM260 195V194H259ZM26 196V195H25ZM39 196V195H38ZM41 197H42V195H40ZM48 196V195H47ZM47 196H45V197H47ZM63 196V195H62ZM61 196V197H62ZM86 196V195H85ZM89 197H90V195H88ZM87 196V197H88ZM109 196V195H108ZM118 196H120V195H118ZM129 196L130 197H128V198H131V197H133V196H131L130 194H129ZM177 196V197H178ZM181 196V195H180ZM179 196V198H175V199H178L179 200V202L180 201H182V199L183 198H181ZM219 196V195H218ZM222 196V195H221ZM229 196V195H228ZM263 196V195H262ZM66 197L67 196H65V199H66ZM79 197V196H78ZM78 197L77 198H75V199H78ZM83 197V196H82ZM86 197V198H87ZM112 199H113V196H110ZM123 197V196H122ZM125 197V196H124ZM123 197V199H125V201H126V199H128L127 197H125L124 198ZM134 197H133V199H134ZM165 198H164V200L165 199H167V197L166 196H164ZM168 197H170V195L168 196ZM225 197H226V195H225ZM224 197V198H225ZM27 198H29V197H27ZM55 198H56V196H55ZM62 198H64V197H62ZM91 198V197H90ZM89 198V199H90ZM102 198H103V196H102ZM106 198V197H105ZM104 198V199H105ZM109 198V197H108ZM107 198V199H108ZM117 198V197H116ZM158 198V197H157ZM160 198V197H159ZM173 198H174V196H173ZM172 198V199H173ZM227 198V197H226ZM251 198V197H250ZM24 199V198H23ZM34 199V200H33ZM48 200H49V198H47ZM54 199V198H53ZM88 199V200H89ZM96 200H97V198H95ZM110 199V198H109ZM112 199H110V200H112ZM120 200V198L118 199V200H120V201H124V200ZM170 199V198H169ZM174 199V200H175ZM181 199V200H180ZM38 200V199H37ZM36 200V202L37 203H39V201H37ZM40 201H41V199H39ZM43 200V199H42ZM46 200V199H45ZM48 200H46V203L47 204H49L48 203ZM60 200V199H59ZM64 200V199H63ZM73 200V199H72ZM86 200V199H85ZM84 200V201H85ZM116 200V199H115ZM134 200H137V199H134ZM134 200H127L128 201V203L127 204H130L131 202H129V201H134ZM174 200H173V202H174ZM44 201V200H43ZM42 201V202H43ZM56 200L54 199V202H55ZM70 201V200H69ZM82 201V200H81ZM90 201V200H89ZM95 201V200H94ZM97 201H99L100 202V199L99 200H97ZM109 201V200H108ZM163 201V200H162ZM255 201V200H254ZM57 202V201H56ZM55 202V203H56ZM60 202V201H59ZM73 202V201H72ZM71 202V203H72ZM86 202V201H85ZM93 202V201H92ZM112 202L114 203V200L113 201H111V208H110V206L108 205V207L107 208H103V207H105V205H103L101 208H98V206L100 205L98 202L96 203V205H98L97 206V208L99 209V212L97 211V213H100L101 214V217L99 218V217H96V218H99V219H101L102 221H103V223H104V220H105V223H104V226L105 227H103L101 224H99L98 225V221H100V220H94L96 223H97V226H99V228H102L103 230H105L106 228L107 229H111V233L110 234H114V232L113 231H116V230H114V228H115V224L117 225L118 223L117 222H115V219H113L112 220V223L111 222H108L109 223V225L111 226L110 228H109V225H108V223H107V219H108V221H109V219H112V217L113 218H115V216H116V214H119L120 215V212H121V210L119 211V207H120V205H119V207H115V206H118L117 204H121V202H117V200L115 201L116 203L113 205L112 204ZM136 202V201H135ZM171 202V201H170ZM168 203V205H170L171 203ZM178 202V201H177ZM182 202H184V201H182ZM227 202H228V200H227ZM264 202V201H263ZM22 203H24L25 205H22ZM51 203V202H50ZM54 203V204H55ZM61 203V202H60ZM68 205H69V203L68 202H66ZM81 203V202H80ZM83 203V202H82ZM81 203V204H82ZM94 202H93V204L92 205H94L95 204ZM124 202H122V204H123ZM133 203L134 202H132V206L131 207H133V208H135V206H133ZM164 203H166V204H164ZM36 204V203H35ZM59 204V203H58ZM57 204V205H58ZM78 204V203H77ZM85 204V203H84ZM83 204V205H84ZM90 204V203H89ZM103 204H105V203H103ZM122 204H121V206H122ZM126 203H124V205H125ZM162 204H164L165 206H166V208H167V210H165L164 208H162ZM174 204H175V202H174ZM174 204H171V205H173V207H175L174 206ZM179 204H181V205H183L182 203H179ZM221 204V203H220ZM263 204V203H262ZM36 205H39V204H36ZM41 205V204H40ZM42 205H45L44 203H42ZM56 205V206H57ZM76 204H74V206H75ZM96 205H94L95 207H96ZM113 205V206H112ZM123 205V206H124ZM135 205V204H134ZM176 205V204H175ZM178 205V204H177ZM176 205V206H177ZM187 205V206H186ZM21 206V207H20ZM35 206V205H34ZM46 206H49V205H46ZM63 206V205H62ZM81 206V205H80ZM127 206V205H126ZM125 206V207H126ZM136 206V207H137ZM20 207V208H19ZM42 207V206H41ZM67 206H65L64 207V209L66 208ZM181 207L180 208H177L176 207V209L178 210H180L181 209ZM185 207H187V208H185ZM48 208V207H47ZM47 208H46V210H47ZM53 208V207H52ZM55 208V207H54ZM68 208V207H67ZM93 208V207H92ZM117 209V211H116V209ZM127 208H129V205H128V207ZM133 208H131V209H133ZM140 208V207H139ZM20 209H21V211H20ZM24 209V211H25V209H26V207L25 208H23ZM37 209H38V207H37ZM57 209H59V208H57ZM63 209V208H62ZM63 209V210H64ZM72 209V208H71ZM77 209V208H76ZM80 209V208H79ZM94 209V208H93ZM123 209V208H122ZM166 211H164V210ZM169 209V210H168ZM175 209V208H174ZM182 209H181V211H182ZM189 209H191V208H189ZM42 211H43V209H41ZM41 210H40V212H41ZM46 210H45V212H43V215L44 216H47V215H45V213H47L46 212ZM49 211L51 210V208H49L48 209ZM53 210V209H52ZM67 210V209H66ZM74 210V209H73ZM81 210V209H80ZM97 210V209H96ZM123 210H125V208L123 209ZM122 210V215H124L123 214V212L126 214V215H129L130 213L129 212H131V211H128V209H126V211L129 213H126V211H123ZM37 211V210H36ZM55 211H56V209H55ZM54 211V212H55ZM76 210H74V212H75ZM83 211V210H82ZM86 211V210H85ZM93 211V210H92ZM95 211V210H94ZM93 211V212H94ZM106 211V212H105ZM107 211H110V212H107ZM119 211V212H118ZM133 211V210H132ZM182 211V212H183ZM191 211V210H190ZM50 212H52V211H50ZM58 212V211H57ZM63 212V211H62ZM73 212V213H74ZM92 212V213H93ZM96 212V211H95ZM111 212H113L115 215L113 216V214H111ZM117 212V213H116ZM176 212V211H175ZM182 212L180 213V211H178V213H175V214H173V217H174V215L176 216V214H178V216H179V213H180V216H181V219H182ZM187 212H188V209H187ZM67 213V212H66ZM189 213V212H188ZM187 213V214H188ZM37 214H39L38 212H37ZM52 214H54L53 212H52ZM86 214V213H85ZM91 214V213H90ZM96 214V213H95ZM49 215V214H48ZM51 215V214H50ZM60 215H61V213H60ZM73 215H75V214H73ZM87 216L86 217H89L88 215H89V213L88 214H86ZM93 215V214H92ZM91 215V216H92ZM119 215H117L116 216V218H120L119 217ZM125 215V216H126ZM131 215V216H132ZM170 215V214H169ZM169 215H168V217H169ZM185 215V214H184ZM184 215H183V217H184ZM190 215H189V217H190ZM24 217L23 219L21 218V217ZM53 216H55V215H53ZM67 216V215H66ZM94 216V215H93ZM93 216H92V218H93ZM97 216V215H96ZM121 216V215H120ZM125 216H123L124 218H125ZM142 216V217H141ZM167 216V215H166ZM180 216H179V218L176 216L175 217V219L176 218H178V220L180 219ZM186 216H188V215H186ZM184 217L185 218V222H187L186 221V218H188V217ZM236 216V215H235ZM40 217V216H39ZM48 217V216H47ZM57 217V216H56ZM68 217V216H67ZM70 217V216H69ZM77 217V216H76ZM138 218V219H140V218H142L140 221L138 220V219H136V218ZM168 217H166L164 220L166 221V222H168V220L167 219H169ZM38 218V217H37ZM36 218V219H37ZM41 218V217H40ZM46 218V217H45ZM44 217H43V219H45ZM61 218H65V217H63V214H62V217H60V219ZM70 218H72V217H70ZM69 218V219H70ZM91 218V217H90ZM91 218V219H92ZM94 218H95V216H94ZM93 218V219H94ZM95 218V219H96ZM121 218H122V216H121ZM124 218H122V219H124ZM130 218V219H131ZM135 218V219H134ZM163 218V219H162ZM172 218V217H171ZM47 219V218H46ZM48 219H49V217H48ZM47 219V220H48ZM56 219V218H55ZM59 219V220H60ZM89 219V218H88ZM91 219H90V221H91ZM128 219H129V217H128ZM42 220V219H41ZM41 220H39L38 219V221H41ZM52 220H53V217H52ZM78 220V219H77ZM80 220H81V218H80ZM87 220V219H86ZM85 220V221H86ZM117 220V219H116ZM126 220V219H125ZM125 220L123 221L122 220V222H121V225H123V222H125ZM172 220H174L173 218H172ZM177 220V222H179L180 223V221L181 220H179L178 221ZM184 220V219H183ZM182 220V221H183ZM49 222H52V224H54L53 223V221H51L50 219L48 220ZM68 221V220H67ZM75 221V220H74ZM79 221V220H78ZM77 221V222H78ZM81 221H84V220H81ZM89 221V222H90ZM102 221H101V223H102ZM113 221L115 222V223H113ZM118 221V220H117ZM120 221H121V219H120ZM133 221V222H134ZM139 221V222H138ZM164 221V222H165ZM55 222V221H54ZM63 222H64V220H63ZM69 222V221H68ZM71 222V221H70ZM95 222H94V224H95ZM119 222V221H118ZM130 223L129 222V220L127 221L126 220V223H124V224H128V223ZM162 223V225L163 224H166V222L165 223ZM175 222V221H174ZM177 222H175L176 224H177ZM191 221H189V223H190ZM194 222V223H195ZM45 223V222H44ZM46 223H48V222H46ZM58 223H60V222H58ZM61 223H62V220H61ZM84 223V222H83ZM82 223V224H83ZM93 223V222H92ZM120 223V222H119ZM143 223V222H142ZM141 222H140V224H142ZM149 223V224H148ZM169 223V222H168ZM182 223H184V222H182ZM194 223H191L192 225L194 224ZM52 224H51V226H52ZM80 224V223H79ZM90 224V223H89ZM130 224H132V223H130ZM130 224H128V225H130ZM137 224H135L134 223V225H137ZM143 224H145V223H143ZM175 224V225H176ZM185 224H187V223H185ZM197 226H198V224L197 223H195ZM193 225V227L194 226H196V225ZM38 225V224H37ZM45 225V224H44ZM43 225V226H44ZM48 225H50V224H48ZM47 225V226H48ZM57 225V224H56ZM62 225V224H61ZM67 225V224H66ZM81 225V224H80ZM79 225V226H80ZM113 225V226H112ZM127 225V226H128ZM151 225V226H150ZM179 225H181V224H179ZM183 225V224H182ZM192 225H186V227L187 226H192ZM43 226H41V227H43ZM68 226H70V225H68ZM67 226V227H68ZM87 226V225H86ZM86 226H84V227H86ZM124 226V225H123ZM123 226H120L119 225V227L121 228V227H123ZM127 226L125 227H123L122 229H123V232L125 231V228H126V231L128 230L127 229ZM139 226H141V225H139L138 224V226H135V227H139ZM143 226H146V225H142L141 227L143 228ZM196 226V230L197 229H199L198 227ZM44 227H46V226H44ZM75 227V226H74ZM88 227V226H87ZM117 227H118V225H117ZM117 227L115 228V229H117ZM118 227V228H119ZM129 227H131V225L129 226ZM140 227V228H141ZM192 227V228H193ZM40 228V227H39ZM65 228V227H64ZM71 228V227H70ZM98 228V229H99ZM105 228V229H104ZM113 228V229H112ZM119 228V229H120ZM132 228H134V226H132ZM147 228V227H146ZM182 228H185L184 226L182 227ZM181 228V229H182ZM195 228V227H194ZM232 228V229H231ZM251 228V227H250ZM58 229V228H57ZM56 229V230H57ZM59 229H63V228H59ZM86 229V228H85ZM89 229V228H88ZM88 229H86L85 231H87ZM93 229V228H92ZM101 229V230H102ZM136 229H139V228H136ZM171 229L170 230H168L169 232L168 233H171V232H173V231H171ZM187 228L186 229H182L183 231H185V230H188ZM231 229V230H230ZM45 230H46V228H45ZM67 230V229H66ZM70 230V229H69ZM91 230V228L89 229V231ZM94 230V229H93ZM103 230H102V232H103ZM108 230V231H109ZM144 230V231H143ZM143 233H142V231H141V233H140V231H139V233H140V236H142L143 234H145V229L143 228ZM149 230V229H148ZM181 230V231H182ZM41 234V236H40V234L38 233V232ZM42 231L44 232V230L42 229ZM41 231V232H42ZM88 231V232H89ZM92 231V230H91ZM90 231V232H91ZM108 231H104V232H108ZM124 232V234H123V236L125 237V236H127V233L129 234V232H131V229L129 228V230L127 231V232ZM133 231H134V229H133ZM132 231V234H134L135 232H133ZM136 231V230H135ZM253 231V230H252ZM64 232V231H63ZM95 232V231H94ZM101 232V233H102ZM120 232H122V230H120ZM138 232V231H137ZM147 230H146V234H147ZM165 232V233H164ZM247 232H249V231H247ZM48 233V232H47ZM78 233V232H77ZM117 233H119V230L118 231H116V233L115 234H117ZM148 233V235H149V237H150V235L151 234H149ZM46 234V233H45ZM61 234V233H60ZM67 235L69 234V233H66ZM73 234V233H72ZM72 234H69V238H70V235H72ZM81 234V233H80ZM96 234H98V233H96ZM104 234V233H103ZM107 234H109V233H107ZM106 234V235H107ZM109 234V235H110ZM113 234H112V238H110V239H113L114 237H113ZM115 234H114V236H115ZM132 234H130V238H133V239H136V237L134 238V237H131V235ZM180 234H182V232L180 233ZM248 234V233H247ZM258 234V233H257ZM62 235V234H61ZM79 235V234H78ZM85 235V234H84ZM88 235H90V233L88 234ZM101 235V234H100ZM109 235H107L108 236V238H109ZM119 235H121L122 236V234H120L119 233ZM118 235V236H119ZM172 235V234H171ZM179 235V234H178ZM195 235H199L200 236V239H198V238H196L197 236H195ZM250 235V234H249ZM43 236H47V237H43ZM64 236H65V232H64ZM87 236V235H86ZM86 236H85V238H86ZM92 236V235H91ZM93 236H94V233H93ZM97 236H99V235H97ZM104 236H105V234H104ZM103 236V237H104ZM111 236V235H110ZM129 236V235H128ZM134 236H135V234H134ZM137 236H139V235H137ZM186 236V237H185ZM198 236V237H199ZM73 237H74V235H73ZM76 237H78V236H76ZM79 237H80V235H79ZM123 237V238H124ZM142 237H144L145 238V241H146V245H147V240H146V235H143ZM180 237V236H179ZM261 237V236H260ZM81 238V237H80ZM80 238H78V240L80 239ZM83 238V237H82ZM89 238V237H88ZM91 238V237H90ZM93 238H95V237H93ZM92 238V239H93ZM100 238V237H99ZM107 238V239H108ZM127 238V237H126ZM141 238V237H140ZM143 238V239H144ZM147 238H148V236H147ZM152 237H150L149 239H151ZM195 238L197 239L196 241H195ZM257 238H258V236H257ZM60 239H62V237L60 238ZM64 239H65V237H64ZM63 239V240H64ZM84 239V238H83ZM95 239H97V238H95ZM102 239V238H101ZM104 240L106 239L105 237L103 238ZM102 239V244L105 246H103V248H106L105 250H107L106 252H104V253H107L108 255H111V256H113V253H114V249H112V248H115V246H116V248L118 247L119 248V245L121 244H123V243H118L119 245H117V242H113V244H115V246L112 244V242H110L109 241V239H108V243H103V242H107V239H106V241H104ZM231 239V238H230ZM70 241L71 239H67L66 241ZM77 240V239H76ZM98 240V239H97ZM97 240H94V241H97ZM119 240H123V239H120L119 238ZM137 240H139V239H137ZM133 241L132 239H128L127 241L129 242L130 241V243H131V245L133 244L131 241H133V242H139V241ZM175 240V239H174ZM244 240V239H243ZM249 240H250V238H249ZM248 240V241H249ZM61 241V240H60ZM65 240H64V242H66ZM80 241V240H79ZM86 241V240H85ZM91 241V240H90ZM99 242H100V239L98 240ZM115 241V240H114ZM127 241H126V244H127ZM150 240H148V243H150L149 242ZM177 241H179V242H177ZM71 242V241H70ZM70 242H67V243H69L70 244ZM73 242V241H72ZM144 242V241H143ZM142 242V243H143ZM245 242H246V240H245ZM263 242V241H262ZM66 243V244H67ZM87 243V242H86ZM90 243V242H89ZM89 243H87V244H89ZM95 243V242H94ZM97 243V242H96ZM101 243V242H100ZM109 243H111L110 245H109ZM140 243H141V239H140ZM139 243V244H140ZM142 243H141V245H142ZM153 243V242H152ZM233 243V242H232ZM241 243V242H240ZM243 243V242H242ZM61 244H63V243H61ZM75 244V243H74ZM76 244H78V243H76ZM75 244V245H76ZM99 244V243H98ZM98 244H96V245H98ZM126 244L124 243L123 245H125L126 246ZM135 245H137V243H134ZM132 245L133 247L135 246V245ZM138 244V246H141V245H139ZM151 244V243H150ZM149 244V245H150ZM218 244H219V246H220V244H221V246H222V244H223V246H224V249L223 250H221L220 251V249H222L221 248V246L219 247L220 249H218L217 247H218ZM247 244V243H246ZM249 244H250V242H249ZM63 245H65V244H63ZM71 245H73V244H71ZM70 245V246H71ZM107 245V246H106ZM111 246L112 245V247L111 248H108L109 246ZM121 245H120V247H121ZM128 245H130V244H128ZM144 245H145V243H144ZM191 245H192V247H191ZM68 246V245H67ZM69 246V247H70ZM80 246V245H79ZM93 246V245H92ZM114 246V247H113ZM125 246H123L122 247V249L121 248H119L118 249V251L120 250V253L124 256L125 254H130V251L131 250H127L128 252H126V251H124V252H126L125 254H124V252L122 253L121 251H123V249H124V247ZM143 246V245H142ZM233 246V245H232ZM60 247H61V245H60ZM74 247V246H73ZM72 247V248H73ZM78 247V246H77ZM82 247H84V245L82 246ZM87 247V246H86ZM95 247V246H94ZM100 247H101V250L103 249L102 248V245H100ZM100 247H98V248H100ZM127 247V246H126ZM242 247V246H241ZM244 247V246H243ZM80 248V247H79ZM88 248H89V246H88ZM115 248V249H116ZM129 248V247H128ZM146 248H147V246H146ZM149 247H148V249H150ZM193 249L192 250V252L190 251L189 252V250L190 249ZM256 248V247H255ZM74 249H76V247L74 248ZM86 249V248H85ZM92 249V248H91ZM94 249V248H93ZM92 249V250H93ZM126 249V248H125ZM130 249V248H129ZM147 249V250H148ZM150 249V250H151ZM219 250V252H218V250ZM248 249V248H247ZM66 249H64L63 251H65ZM73 250V249H72ZM78 250V249H77ZM94 250H95V252H94ZM93 250V252H94V254L96 253V249H94ZM109 250V251H108ZM149 250V251H150ZM242 250V249H241ZM256 250V249H255ZM91 251V250H90ZM97 251H99V250H97ZM116 251H117V249H116ZM115 251V252H116ZM117 251V253H118V255L120 254L119 252ZM244 251V250H243ZM242 251V252H243ZM258 251V250H257ZM65 252H68V251H65ZM80 252H81V249H80ZM86 252V251H85ZM84 252V253H85ZM93 252H92V256H93ZM113 252V253H112ZM224 252V253H223ZM254 252V251H253ZM98 253V252H97ZM110 253V254H109ZM132 253V252H131ZM221 253H223V255H221ZM233 253H234V250H233ZM252 253V252H251ZM256 253V252H255ZM261 253V252H260ZM75 254H77L76 252H75ZM83 254V253H82ZM88 254H90L91 255V253L89 252ZM103 253H101L100 255H102ZM106 254V255H107ZM237 254V253H236ZM248 254V253H247ZM259 254V253H258ZM263 254V253H262ZM81 255V254H80ZM79 255V256H80ZM84 255H87V253L86 254H84ZM98 255H99V253H98ZM104 255V254H103ZM102 255V256H103ZM114 255H116V254H114ZM122 255H120V257L122 256ZM243 255V254H242ZM253 255H254V253H253ZM97 256V255H96ZM111 256H109L111 259H109V261L111 260L112 262H113V260H115L116 258H113L112 259V257ZM128 256V255H127ZM126 256V257H127ZM129 256H131V255H129ZM180 256V257H179ZM257 256V255H256ZM76 257V260H77V256H75ZM91 257V256H90ZM90 257H88V258H90ZM98 257L99 256H97L96 258V262L94 261L95 260V258L93 257L92 259L90 258L89 260H91V262H93L94 261V263L95 264H103L104 262H102V260L100 261V258H101V256L99 257V259H98ZM113 257H115V256H113ZM116 257H117V255H116ZM119 257V256H118ZM179 257V258H178ZM243 257V256H242ZM251 257V256H250ZM85 258H86V256H85ZM121 258H123V257H121ZM124 258H125V256H124ZM180 258H181V260H180ZM71 259V258H70ZM73 259H75V258H73ZM103 259V258H102ZM105 259V261H106V259L107 258H104ZM239 259V258H238ZM80 260V259H79ZM99 260V261H98ZM121 260V259H120ZM130 260V259H129ZM129 260H126V261H129ZM178 260V261H177ZM180 260V261H179ZM235 260H237V259H235ZM251 260V259H250ZM254 260V259H253ZM252 260V261H253ZM80 261H82V260H80ZM110 261V262H111ZM119 261V260H118ZM122 262L124 261V259H122L121 260ZM131 261V260H130ZM130 261H129V263H130ZM242 261V260H241ZM245 261V260H244ZM244 261H243V263H244ZM247 261V260H246ZM86 262H87V259H86ZM89 262V261H88ZM90 262V263H91ZM99 262H102V263H99ZM110 262L109 263H107L106 262V264H110ZM116 262V261H115ZM121 262V263H122ZM251 262V261H250ZM254 262V261H253ZM19 263H17V264H19ZM23 263V262H22ZM77 264L79 263H81V262H76ZM93 263V264H94ZM120 263V264H121ZM128 263V264H129ZM145 263V264H146ZM242 262L241 263H239L238 261H237V264H243ZM85 264V263H84ZM88 264V263H87ZM92 264V263H91ZM112 264V263H111ZM114 264H118V263H114ZM123 264V263H122ZM125 264H127V263H125ZM131 264V263H130ZM135 264V263H134ZM234 264H236V263H234ZM244 264H248V262H245ZM254 264V263H253Z\"/></svg>", "mask_w": 264, "mask_h": 264}]
</instances>
